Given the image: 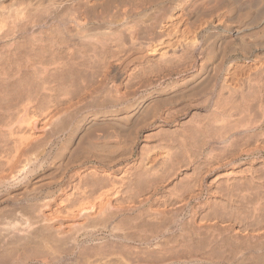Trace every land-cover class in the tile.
I'll list each match as a JSON object with an SVG mask.
<instances>
[{
  "label": "rangeland",
  "instance_id": "1",
  "mask_svg": "<svg viewBox=\"0 0 264 264\" xmlns=\"http://www.w3.org/2000/svg\"><path fill=\"white\" fill-rule=\"evenodd\" d=\"M30 1H31V3L33 2V0H0V11H1V13H0V30H1V32L4 31V33L0 32L1 33L0 36L2 35L1 39L3 37V40L0 39V41H1L0 45H2V46L5 45L4 46L5 48L0 46V70L2 71V73H0V81L2 83H4V87L6 86L4 89H3V87H0L1 88L0 91L4 90V92H1L0 95H2L3 93L5 94V96H3V95L0 96V99H1L0 101L2 102V103L0 102V105L2 104V106L5 107V108L4 107L3 108L5 110H7V111H4L3 108L2 109L0 108V112L1 111L5 112L4 113V117L2 116L3 113L0 114V116H2L0 118L1 120L2 119L3 120L4 119L8 120L7 117H8L9 113L15 114L16 117L12 116L13 114H10L9 116L10 117L11 116L14 117L13 119L16 120L18 118L17 115L19 113L24 112L23 110L18 108L19 105H20V108H21V106H23L22 103H20L19 105L15 106V108L13 106H11V103H10L11 100H13L12 98H14L13 96H15V98L17 96V95H15V93H16L15 91H17L18 88L15 89V87H17V86H15L16 82H14L15 80H13V79H16L19 76V74L17 73V71L19 69V67L17 69V66H19L18 65L19 61L16 62V60H15V63H17V66H15V64L11 65L14 62V61L12 62V60L10 61V59H13V57H12V58L9 59L10 64H9V62L7 64L8 59L5 60V58H8V56H7L8 54H10L9 55V57H10L11 53L7 52V51H9L10 48L6 47V44L8 42H4V40L7 39V37H8V39L10 38L11 40H10V42L8 44H10L13 41H15V42H17L18 40L21 41V39H22V41H24V40L26 41L27 38H25V36L28 37L29 40H33L35 38L34 36H36V35L31 30V27L38 25L37 24L38 19H42L41 21L39 20L40 22L43 21L41 23L42 25L41 24H39V25H41V26L45 25L46 28L49 27L47 30L50 29L54 33H55L57 28H61V26H62V24L59 21H57V20H59V19H57L58 15H59L58 12L62 11V9L59 8L57 10H49V9L39 8L41 10L38 9V11H37L30 5L31 4ZM34 1H36V0H34ZM96 1L93 2L96 5V9L95 10H96V12L99 11L98 13L100 14V12H102V6H101L102 4L98 5V0H96ZM104 1L105 0H99V2H101V3H103ZM211 1L212 0H186L187 7L189 8L188 10H190L189 12H191V14L189 13V20H188L189 21L188 22L189 23V28H190L191 32L192 31L194 32V35H196V31H198V29H196V28L199 27V25H200V23H201V21L203 19L205 21H209L208 22L209 25L207 26V28L201 30L197 34V36L195 38V41H193V44L188 45V46L182 45L180 48H178V50L176 51V53L174 55L169 56L167 59L164 58L165 60L162 59V58L161 59L159 58V56H158L159 53H155L153 55L148 56L146 58V60H143V62L141 61V62H136L135 64H131L129 67L126 68V71H125V72H128L127 73L128 77H127V75H124L121 79L118 80V82L116 81L117 79H116V76H115L114 73H111L110 76L106 77V71L105 70L107 69V66L103 65V67H102V65H101V64H103L102 62L106 63L105 55L102 56V58L104 57V61H102V58H101L102 54L98 55L100 57H98L96 55L98 57V59H97L96 56L94 57V55L91 53V51H89V49H90V48H88L89 46L87 47L85 45V43H83V45H81L82 42L78 38L76 40L74 38L70 39L72 37H69L70 35L67 36V35H65V33H62L63 32L62 29H60L62 31L61 33L59 32L60 30L57 29L59 34H60V35L57 36L58 32L56 31L57 32L56 33L57 37L53 33L54 36H55L54 39H55V41L57 40V43L54 42V46H49L50 50L53 47L54 50L59 52V50L61 48L63 50L65 48L67 49V47L71 46L70 48L76 50V56L79 55L78 52H81V51H77V50H82L85 54L87 53V55H85V54H83V52H81L84 56H86L87 59H84V56H83L84 60H82V57H80V55H79V57H80L79 60L75 56H74L75 59H73L74 57H69L68 56V50L67 51L60 50V53H58L59 55L57 54V52H55V54H54L53 49L51 50L52 54H54L55 57L57 56L59 61L58 60H53V58H52L53 55H52V57L47 55L48 57H46V60H47V62H49L48 61V58H49V59H51L50 60L51 63L56 62L57 66L53 65V66H51V68L56 66V68L58 67L60 69V67L62 66L61 67L62 68L61 71H63V72H60L58 70V68L56 70H58L59 72L56 71V70L55 71L57 72V76H59L58 73H61V74L63 73L62 76L60 74V76H59L60 78L59 77L58 78L62 79L64 82L61 80L59 82L56 81L55 83H50L48 85L47 84L44 85L46 87V89L47 88L49 89V90L47 89L48 91L43 90L42 86H39L40 90L42 89V91L39 90L40 95H43L45 97L44 98V97L41 96L42 97L41 101H42V99H44L46 101L48 100L47 102H45L44 100H43L44 102L40 101L41 107L43 105L42 103L45 104V105H43V106H45V108L49 106L48 103L51 101V99L49 101L48 98H52V100H54V98H56V101H57V97H58V101L60 100L59 102L62 101L61 103H63V104L59 103L58 106L59 105H61V106H59V107L57 106V107L60 109V107L64 106V103H65V107H67L68 103H66V102H71V100H73V99L76 102V99H78L80 97L79 95H82V93L83 94L86 93L87 89H89L90 90L89 92H91V91H93V88H94V91H96V95L98 94L97 95L98 96V100H95V101L89 103V108L87 110H89V111L92 110L91 112H93V111H107V108H108V111H110V110L119 111L120 109H126V108L130 109L132 106H135V104H137L136 101L137 102H144L145 101L146 105H149L151 102H153V104H150L152 106L149 107V108L153 107L154 109L153 108L151 109L152 112L150 110L147 111L146 109H149V108L143 106V107H145V111H144V109L142 111V108H143L142 107L141 110H140L141 112H139L138 115H136L137 117L135 116V118L134 117L131 118L130 120L126 121V123L125 122L115 121L113 119H104L102 117L100 119H96V120H88V119L85 118V116H86L85 113L83 115L79 114V115L76 116L77 118L75 117V119H77V122H80L79 123L80 125L78 124L79 125L78 126L77 123H75L76 120H73V122H72L73 124H72L71 122H69V119H70V118H68L69 114L65 115L63 113V116H62L60 110L57 108V111L59 110V112H60V117H59L60 120H58V121L64 122V123L66 121H67V123L69 122L70 125L68 127L71 128V129L69 128L71 131L69 132V130H68V132L63 133V135L60 134L59 136H57V135L54 136L53 135L54 136L53 139L55 141V144L53 146V153H52V155H48V153L45 155V157H48V159H49L48 160V164H49V162H51V159L53 160L55 158L53 154H56L55 155L56 157L60 156L59 159H60V161L62 163H64L66 160L69 161L72 157H73L72 159H74L76 156H77L76 158L82 157V156L86 157V155H87L86 152L92 150V147H90V145L87 144L88 143L87 139L88 140L92 139V138H89L91 136L95 137V138H93L91 140L93 143L99 144L100 142L104 143V142L114 141V142L121 143L120 144L121 147L117 148L115 150L114 154L112 155V158H114L115 160L110 157L109 161L111 159L113 161L111 160L112 163L111 164L109 163L110 164L109 166L106 165V164L104 165L103 162L101 163V162L97 161L96 159L87 156L88 159L86 157V159L83 160L84 162L82 161V163L80 165H78V167H75L76 169L72 168L70 170L71 174H70V172L67 173L66 178L63 181V183H59L57 185H54L53 187H46L42 191L36 193L37 198L44 199V197L48 193V191L49 192H55L50 199L56 198L57 201H59V199H60V202H62V200H63V202H62V203H64V205L62 204L63 206L58 204L56 199L54 200V203H56L55 204L56 208H59L63 212L64 211L66 212V208L65 207H67V205L68 206L69 205L72 206L74 201H75V203H74L75 205L74 206H75V208H77L76 205H79L80 202H82L80 198H82V200H83L82 203H84V201H86V200L89 201V199H90L89 197L90 196H91V198L93 200L92 196L94 194L91 195V193H89L87 195L88 196V199H87L86 198L87 196H84L85 193L84 192L81 193V191L83 189L80 188V189H82V190H80L79 187H83L84 186L83 184H85V186H86V184H88V186L86 187L87 190L84 188L85 192H89V191L91 192V189H90V188H92L91 186H95L97 182H99L100 184L105 183V184H103V186L101 185L103 189L107 188V187H105L106 183L108 184V182L109 183L112 182L115 185V188H114V185L112 183L108 184V186L109 185H113V188H114L113 190L114 191L113 190H111V191L115 192L114 194H116V192H117V195L115 196L111 192V194H112L111 198H110L111 202H112L111 205H114V206L118 207L119 205L121 206L122 204L125 203L123 206L125 207L124 210L126 212L122 211V209L124 208L123 206H121L122 209H120V208L117 209V207L113 208L111 206L112 207L111 209H113V211H114L113 214H115L114 216H116L118 214L120 217L117 215L116 216L117 219L114 217V220H113V218H112L110 220V222L108 223L109 224L108 227L105 230H103V231L102 230L100 231V229H98V230H95V232L93 234H86V232L82 233L80 235L81 237L78 238V245L80 244L79 246L78 245H73V243L72 244L70 243L71 245L68 244L67 245L68 247H66V244H67L66 243L64 245L66 248L63 246L64 243L61 244L62 242L60 243V241H58V240H56V242H55V240L52 239L54 237L49 238L50 236H47V239L48 238L49 239L46 240V242L47 241L51 242L50 239L53 242V243L51 242L52 244L48 242V244H50V245H47V243L44 242L43 240H41V238H38V237L28 238L23 233L19 234V232H16L15 234L14 233H12V234L9 233L10 235H7L6 233H8V232H6L5 230L4 231L2 230V231H0V237L2 236L0 238V245H1V247H0V255H1V257L4 258L7 255L8 256L11 255L10 257H12L14 255L18 256V257L15 256V257H12V258H9L7 256V258H9L11 260H9L7 258H4L3 260H7L8 264H9V261H12V260H13V262L12 263L10 262V264H14V261H16V259H20V260H17L15 262V264L17 262L19 264H22V263H24V264H41V263L42 264H48V263L49 264H86V262H87V264H88V261H87L88 259L87 260H83V259H86V258H89V257L91 258V256H92V258H91V260H92L93 259V255H95V254L97 255L98 252L101 254V256H106V257L108 256L107 259L110 261L111 264H113L115 261L117 262V263L115 262L116 264L124 263L122 257L123 258L125 257L124 260L128 259V261L132 262L133 264H140L141 261H142L141 264H144V263L156 264V263H159V261L157 260L158 258H159L160 261L163 262V263L160 262L161 264H211L212 262H214L215 264H222V263L223 264H235L236 262H238V258L235 257V256H237V253H236V251H234L235 250L234 248L237 247V245H236L237 241H235L236 242L235 243L236 247L233 244L234 240H235V236L239 235V237H240V235L241 236L244 235L243 233L246 232V231L248 232V230L251 232V228H252V230H254L255 227H257V226L254 227V225H256V223L257 224L259 223V226L263 225V227H264V223L262 224V222H264V96H263L264 95V84H263L264 83V77H263L264 76V68H263L264 67V0H213V1H216V2L218 1V3H219L218 4L219 5V10H221V11L218 10L219 12L218 11L217 12H212L210 10V7L213 6V3H216V2H213V1H212L213 2L212 3ZM26 2H28V3H26ZM193 3L195 5L196 4L197 5L195 6ZM208 4H212V6H209ZM30 6L32 7V9H30ZM27 8H29V9H27ZM8 9H9V11H8ZM25 10H27V11H25ZM14 12L16 14H14ZM34 12H36V13H34ZM44 12L47 15L44 14ZM21 13H23V15L19 16ZM35 15H36V17H35ZM152 15H154V16L152 17ZM209 15H211V16H209ZM217 15L220 16V18L223 21L220 25H217V22H216ZM44 16H46V17H44ZM83 16H85V15H83ZM149 16L152 19L150 21L153 22L154 21L153 20L154 17L156 19L157 18L162 19V17H163V19H164L165 12L160 9V10L154 11L153 14H151ZM19 17H20V19H19ZM209 17H211L212 19H210ZM3 18L6 19V20H4ZM147 18H146V20L148 21L150 18H148V19ZM48 20H50V21H48ZM52 20H54V21H52ZM229 20H231V21H229ZM32 21L33 22L35 21V22L33 23ZM24 22H25V24H24ZM45 22L47 23V25L49 24L50 26H47ZM229 23H230V25H229ZM11 24L12 25L13 24H15V25L17 24L19 26L24 24L23 27L26 25V27H25L26 29L29 26L30 27L28 28V30L22 31L21 33L18 32L17 33L18 35H17V34H15L16 32L13 33V31H14L13 28L14 27H12V29H13V31H12V29H11L12 25ZM30 24L33 25V26H31ZM56 24H57V26L54 27L55 30L53 31L52 27L54 25H56ZM5 25H6V28L4 29ZM240 25H241V27H240ZM9 31H11L12 33L9 32ZM7 32H9L8 35H7ZM118 32H120V31H118ZM117 33L115 35L116 37H118ZM62 34L65 36V37L63 36L64 40L61 39V37H62L61 35ZM3 35L4 36L6 35L7 37L5 36L6 37L5 38ZM29 36L30 37L32 36L31 37L32 39H30ZM54 36H52V38L50 40L51 42L54 41L53 40ZM59 36H60V39L62 41H67L66 38L68 39V41L70 40L71 41L70 43L67 41L68 45L69 44L70 45L68 46V45H63L62 43H60L62 41L59 39ZM115 36L113 37V35H111V36L108 37V38H110L109 39L110 42L120 41L119 38L116 39ZM47 37H48V35H47ZM111 37L114 38L113 41H112ZM117 43H119V42H117ZM117 43H115V44H117ZM55 44H56V46H55ZM61 44H62V46L60 47ZM120 44H121V42H120ZM199 45H201V46H199ZM64 46H66V47H64ZM79 46L80 47L83 46V49H82V47L80 48ZM112 48L114 49V47H111L110 50L113 52L114 55L111 53V51H110V53H109V51H108V53H106L107 54L106 57L108 55L110 56L109 59L107 57L108 61L112 60L111 62L115 63V61H117L121 57H122L121 59L124 58L123 57L124 56L123 52H117L115 49L113 51ZM137 48H139V47H137ZM2 49L5 50L6 52H3ZM85 49L86 50L88 49V50L86 51ZM1 50H2L3 53H5L2 56H1ZM49 51L46 54L50 53ZM65 52H66V54H65ZM114 52L115 53L117 52L118 54L120 53V55L118 56V54L117 53L115 54ZM6 53H8V54H6ZM62 53H64V54H62ZM89 54H90L91 57L93 55V57L96 60L93 58L92 61H91V58L87 57ZM49 55H51V54H49ZM60 55H62V56H60ZM116 55L119 58L115 59V61H114V57L116 58ZM58 56H60V58ZM2 57H4L3 58L4 60H2ZM55 57H54V59H57ZM63 57H66L64 59V61H63V59H61ZM68 57H69V59L71 58L70 59L71 61L67 60ZM99 58H101V59H99ZM72 59L75 60L77 63L75 61L72 62L73 61ZM87 60L91 61V63H89V61H87ZM3 61H5L4 63H6V65L2 64ZM65 61L66 62L68 61L67 62L68 64ZM96 62H98V63H96ZM20 63H21V61H20ZM220 63H221V65H220ZM237 63H245V64H250L252 66H254V65H256V66H255V69H252L253 71L251 70L247 74H245V76H244L245 78L243 77V79L241 80V84L242 85L240 84L238 88H233V87L229 86L228 83L226 82V75L227 76L229 75V72H230L229 70L231 69L230 67H232L233 65H235ZM7 65H10L12 67L15 66L16 69H15V67L13 68L14 70L10 69L11 68L10 66H9V69H8ZM58 65H60V67ZM92 69H94V70H92ZM7 70L8 71L11 70L12 72H10V71L8 72ZM13 71H15V72L13 73ZM7 72H8V75H7ZM86 72H87V74H86ZM70 73H72V74H70ZM1 74H3V75H1ZM89 74H91V75H89ZM12 75H13V78H12ZM69 75H70V77H69ZM73 75H74V77H73ZM100 75H102L104 78H101L102 76H100ZM8 77L10 79H8ZM96 77H98V78H96ZM254 77L255 78L257 77V78L255 79ZM100 78L103 81L106 80L105 84H103L104 82H102L100 80ZM65 80H66V83H65ZM98 80H100L101 83ZM110 80H111L112 85L110 83ZM114 80H115V82H114ZM7 82L9 83V85H8ZM60 82H63V83L61 84ZM77 82H78V84H76ZM224 82H226L227 84L224 83ZM90 83H92V84H90ZM100 84H103V85H100ZM113 84L114 85H119L117 88H119V92L120 93L123 92V91L125 93V91H126V93L125 94L123 93V95L127 96V92H131V93L129 94V97L127 96L128 98H127V101L124 102L125 104L124 103H120V104H117V105H113V104L111 105L110 103H106L105 107H103V105L100 103L102 98L106 99L109 94H113L116 91V90H114V85ZM2 85L0 84V86H2ZM95 85L97 87H95ZM110 85L113 87V91H112L113 93H110L111 90L109 92L107 91L111 87ZM227 85L229 86V91L231 90L230 91L231 93H229ZM253 85H255L256 87L253 86ZM86 87H88V88H86ZM112 87L110 89H112ZM142 87H143V89H142ZM76 88L79 89V90H77ZM99 88H101V91H99L97 93V90H100ZM115 88H116V86H115ZM8 89L11 90L10 92H14V93H12L13 94L12 98H9L10 101H8L9 99H7V96H6V95H10L11 96V93L7 94V92H9ZM102 89H104V90H102ZM5 90H6V93H5ZM76 90H77V92H76ZM73 91H75V92H73ZM106 91L108 93H106ZM235 92L237 93L236 95L234 94ZM61 93H62V95H61ZM115 93H117V92H115ZM59 94H60V96H59ZM65 95L66 96L68 95V96L65 97ZM231 95H232V98H230ZM253 95L254 96L257 95V97H254ZM233 96H235L234 99H233ZM238 96H239L240 100L238 99ZM2 97H4V98H2ZM5 97H6V99H5ZM63 97H64V100H63ZM243 97H245V99ZM259 98H261V100H259ZM67 99H68V101H67ZM69 99H71V100L69 101ZM236 99L239 100V101H236ZM243 99L245 100V101H243L244 104L242 103ZM3 100H5V101H3ZM167 100H168V102H167ZM56 101L54 100L52 102L56 103ZM58 101H57V103H58ZM97 101L99 102V104H98ZM162 102H163V104H162ZM4 103L7 104V105L5 106ZM53 103L50 102L49 104L51 105ZM232 103H235V104L239 103V105L236 104L238 106L237 107L235 104H232ZM247 104H250V105H247ZM154 105H155V107H154ZM157 105H160V106H157ZM246 105L250 109H247L248 107ZM251 105H253V106H251ZM233 106H234V108H233ZM7 107L13 108L14 112L15 111L16 112L14 113L13 110H11L12 112H10V108H9V112H8ZM29 107H30L29 108L30 112H32L31 111L32 107L31 106H29ZM41 107H40V109L35 107V108H37V110L36 109H32L33 113H29L28 112L29 114H31L30 116H37L39 118L37 119L38 123L36 122V124L34 125L33 129L31 127L29 129L26 128L25 126H27V125L24 124L25 125L24 126V128H25L24 132L30 130V131L26 132V134L27 133L29 134V132L33 131L34 133L33 132H31V133H33V135H35V138L38 137V135H39V137H40L39 139L40 140L41 139L43 140L44 136H45L44 140H47L46 138L50 137L51 134L49 133V130L41 129L43 127L42 126L43 125L42 124L43 116L41 118H40V116H41V114L44 111V107H42V108ZM65 107L61 108L62 112L64 111ZM156 107H157V109H156ZM240 107L241 108L244 107L246 111L247 110H249V111L248 112L244 111V108H243V110L242 109L239 110ZM252 107H254V108H252ZM17 108H18V110H20L22 112H18ZM226 108H228V109H226ZM38 109L41 112L40 111L38 112ZM231 109H232V112L234 111L233 112L234 116L232 115V112L230 111ZM237 109H238V112H237ZM226 110H228V111H226ZM153 111H155V112H153ZM6 112H7V115H5ZM228 112H231V113H228ZM239 112H240V114H239ZM24 113H22V114H24ZM249 113L250 114L253 113L252 116ZM25 114H24V116H25ZM236 114H237V116H236ZM153 115H156L155 118L153 117ZM22 116L23 115H21L19 117H22ZM78 116H79V118H78ZM148 116H151L153 118H151V117H150L151 119L147 118ZM159 116L162 119H160ZM12 117H11V119H12ZM145 117H146V119H145ZM80 118L82 119V121H81ZM13 119L11 121L15 122V124L17 125V121L19 119H17L16 121L13 120ZM40 119L42 120V122H40ZM246 119H251L252 121L251 120H246ZM83 120H85V121L83 122ZM146 120H147V122L150 121V120L151 121L148 122V123L146 122V124H145ZM223 120H224V122H222ZM7 122L5 121V122H3L4 124H2L1 121H0V126H1L0 127V129H1L0 132H2V134L5 132L3 136H6V137L8 136L9 138H11L13 135L12 134H8V131H6V129L7 130L10 129V127H7V126H10L9 125L10 122L9 123H7ZM249 122H252V124L250 123L251 126L247 125V124H249ZM18 123H20V122H18ZM22 123H26V122L22 121ZM22 123H20V124H22ZM244 123L246 124V126L244 125ZM220 124H222L223 126L220 125ZM4 125L6 127H4ZM74 125H76V126L74 127ZM238 126L239 127L241 126V127L239 128ZM2 128H4V129H2ZM136 128H139V129L137 130ZM16 130H17V133H18L19 129H16ZM16 130L14 132H16ZM21 130L23 131V129H21ZM21 130H19V131H21ZM100 130H101V132H100ZM136 130H137V132H136ZM46 131L50 135L47 134ZM24 132H21V134L23 133V136H25ZM43 132H46V133H43ZM84 132H85V134H84ZM9 133H11L10 130H9ZM17 133H14V135H16ZM19 133H18V136H20ZM2 134H0V136ZM5 134H7V135H5ZM45 134H47V137H46ZM81 134L83 136L84 135L86 136V137L84 136V138L86 140L80 139L81 137H79V136H82ZM88 134H89V137H88ZM10 135H12V136H10ZM97 135L100 137L99 139H98ZM16 136L15 137L13 136L14 139L16 138ZM83 136H82V138H83ZM6 137H4L6 139L5 141H4V139L2 137L0 138V140L3 139V141L2 140L0 141V144H1V142H2V144H3V142L4 143H8V145H9L10 142H12V143H10V145L13 144L12 140H14V139L12 138V140L10 141V139L9 138L7 139ZM51 137H52V135H51ZM131 138H132V140L135 141L133 146H131L132 145L131 144L132 143ZM136 138H137V141H136ZM116 139H118V140H116ZM42 140H41V142L44 143L45 141L44 140L42 141ZM79 140H80V145L81 146L83 145L82 148L85 149V150L80 149L81 146L79 145V142H78ZM77 142H78V144H77ZM82 142H83V144H82ZM128 143H130V145ZM3 145H6V144H3ZM37 145L40 146V143L39 144L36 143V146ZM77 145H79V146H77ZM86 145H88V146H86ZM127 147L128 148L131 147L130 148L131 150H129ZM59 149H61V150H59ZM62 150H64V152ZM73 150L75 151V153H74ZM82 150L86 153V155L82 154ZM49 151H50V148H48V152ZM57 151L59 152V154H58ZM60 151H62V152H60ZM70 152H72V153H70ZM152 154L153 155L154 154H159V155L162 154V155H164L163 158L165 156L166 157L164 158V160H163V158L159 159L160 161L159 160H158L159 162L157 161L158 165H156L157 162L154 164L155 168L151 167L149 169L147 167L148 168L147 169L144 166V165H146V161H145L146 158L145 157L148 158V156H151ZM50 156H52V157H50ZM140 156L142 157V159H141ZM68 161H66V163H68ZM109 161H106V163L109 162ZM143 162H144V165H143ZM65 166H66V164L64 165V167ZM96 166H97V168H96ZM94 170H96L95 173L97 172L99 174V176H96V175H98L97 173L94 175ZM102 170H103V172H102ZM126 171H127V173L124 174V172H126ZM43 172L44 171H42V173ZM104 172H105V174H102ZM76 173H78V174H76ZM68 174H70V175H68ZM75 174H76V176H75L76 178L74 177L75 179H72V181L70 180L71 181L70 182L68 179H71V175L74 176ZM80 174H82V175H80ZM91 175H92V177H91ZM73 176H72V178H73ZM101 176H103V177H101ZM106 176L108 177V179H107L108 181L107 182L105 180L107 178ZM121 176H122V178H120ZM154 176L156 178H154ZM25 178L26 177L23 176V177L15 180L13 182H11L10 184H7V185H4V186L0 187V194H2V195H0V199L3 198L2 196H5V194H8L12 190H17V193L21 194V192H19V190L20 191L23 190L24 186L28 182L27 181L28 178H26L27 180ZM80 178H83L84 183L81 184V182H83V180L81 179V182L79 183V186H78V181H79ZM117 178H118V180H117ZM110 179L111 180L115 179L114 181H117L116 184L113 181H111ZM124 180H125V183H123ZM89 182L93 183V185H91ZM118 182H119V184L121 182V184H120L121 187L118 185ZM73 183L75 184V186L77 185L76 187L78 188V189L75 188L74 191L72 190L73 187H70V186L74 185ZM98 186H100V185L98 184ZM98 186L96 185L97 188L96 187L95 188L93 187V188L94 189H98ZM123 186H124V188H123ZM111 187H108L107 189H109ZM241 187H243V188H241ZM4 188H5V190H4ZM57 188H58V190H57ZM61 188L62 189L64 188L65 191L61 190ZM66 188H68V189H66ZM99 188H101V187H99ZM117 188H118V191H116ZM88 189H90V190L88 191ZM129 189H130V191H129ZM60 190L63 193H60ZM123 190H125V192ZM122 191H123L124 194L122 193ZM144 191H145V194H144ZM70 192H72L73 195ZM246 192H247V195H246ZM80 193L83 194V195H81ZM24 195L25 194L23 193L21 195L20 199H19L20 195L17 196L18 197V199H17L18 201L14 200V202H13V200H12V201H8L7 203H3V204L0 202V207H1L0 209H2V210H0V218L2 219L0 221L6 220L5 222H7L8 217L10 218V221L11 220L13 221L14 219L16 220L18 218V215L22 216L21 213L26 214V212H27L26 217H27V215H29L28 213L31 214V212L33 211L32 209L34 208L33 206H31V204L37 203V201H35L34 199H31V197H33L35 194H32L31 196H27V198H26V195L25 196ZM122 195H124V197ZM135 195H137V196H135ZM248 195H251V197L248 196ZM67 196H69L68 197V202H67V198H66ZM78 196H80V197L78 198ZM112 196H113V198H112ZM143 196L148 198V200L147 201H143V200H146V198H144ZM240 196H241V198H240ZM61 197H62V199H61ZM116 198H119V199H116ZM122 198L124 199V202H123ZM133 198H134V200L132 201V204H131L130 201ZM118 200H119V202H121V204H119V203L115 204V203H117ZM69 201H71L72 204H70ZM76 201H78L77 203H79V204H76ZM128 202H129V205L132 206V207H129L128 205H126V203L128 204ZM54 203L52 204L53 206H54ZM135 203H136L137 206L135 205ZM139 203L141 205H139ZM228 204H229V206H228ZM244 204H246V205H244ZM6 205H7V208L5 207ZM58 205H60V206L58 207ZM26 206H27V208H26ZM30 206L32 207V209L30 208ZM2 207H5L7 210L5 211V209L2 208ZM68 208L69 207H67V210H68ZM24 209H25L26 212L24 211ZM72 209H74V208H72ZM115 209H117V211ZM127 209H129V210H127ZM147 210H149V211L152 210V211L151 212H149V211L147 212ZM21 211H23V212H21ZM115 211H116V213H115ZM127 211H129V212H127ZM1 212L3 213L2 215H1ZM19 212H21V213H19ZM109 212L111 213L112 211L110 210ZM154 213H156V214L157 213H161V214L164 213V214H162V217H161V215H160V217H161V219H165V220H168V217L170 216L172 218V219H170V217H169V219L171 220V221L169 220L171 222V224L168 221H167L168 223L161 222V221H165V220H161L158 217L159 215L157 216L155 214V216H157L159 218V222L164 223V224H170L171 226L167 225V227H168L167 228L166 225H165V228H164V227H162V226H164V224H162L161 227L157 226V228H156V226H154V225L155 224L160 225V224L157 222L158 218L156 219V218L152 217V216H154V215H152ZM228 213H230V214L228 215ZM139 214H140V216H139L140 218L138 217ZM141 214L145 215V217L143 215L141 216ZM149 215H151V216L149 217ZM163 215H165L167 218L165 216L163 218ZM215 215H216V217H215ZM226 215L227 216H230V215L232 216V217L230 216L228 218V222H227V219H226L227 218ZM256 215H257V217H256ZM3 216H4V218H2ZM126 216L128 217V219H130L133 216H135L133 218H135L136 220L134 221L132 219L130 221V220L127 219V223H126L125 219L122 220V217L126 218ZM206 216H208V217H206ZM26 217H25V215L22 216L23 219L26 218ZM148 217L151 220H149ZM217 217L219 219H216ZM22 218L20 217L18 219H20V221H21ZM102 218H103L102 216H101V218H100V216L95 217L96 222L97 223L101 222L103 220ZM143 218H145L144 221H143ZM152 218H154L153 221H152ZM192 218H193V220L195 219L194 221H196V222L193 221L194 225L192 224L193 222H191ZM201 218H204L205 222L203 221V219L201 220ZM205 218H207L206 220L209 221L210 224H209V222H207L205 220ZM210 218H215V219L211 220ZM223 218H224V220H223ZM18 219L16 221H19ZM23 219H22L21 222L25 221ZM92 219L89 222L91 225H93L95 223V219H93V220ZM119 219L122 220V224L119 221ZM146 219H148V220L146 221ZM185 219H186V221H185ZM190 219H191V221H190ZM225 219H226V221H225ZM232 219H233V221H232ZM262 219H263V221H262ZM140 220L142 222H140ZM154 220H156V223H155ZM217 220H219V221H217ZM239 220L241 221V223H240ZM133 221H134V223H133ZM138 221L140 222V225H136V224H139ZM149 221H152V222L149 223ZM199 221H203V224L200 223V225H199L198 224ZM223 221H225V222H223ZM259 221H261V222H259ZM115 222H117V223H115ZM130 222H132V223H130ZM189 222H191L192 226H191V224H189ZM234 222H236V223H234ZM2 223L0 222V226H1ZM114 223L115 224L120 223L121 225H123V223H124V225L127 224V225L124 226L125 227V232H122L124 230H122L121 232H118V234L122 233L120 236L116 233V231H113V229H111V227H110L112 225L114 226L115 225ZM141 223H143V224L141 225ZM207 223L209 224V226L207 225ZM217 223H219V224H217ZM225 223L227 225H230V226H226ZM230 223H232V225L234 224L233 227L231 226ZM98 224L100 225L101 223H98ZM131 224H133V225H131ZM146 224L148 226L150 225L149 230L152 228V230L154 232V229L156 228V230L159 229V231H161L163 234L160 233L158 230L157 231L155 230L156 234L155 233L154 234L157 237L154 234H153V236H154L153 237L152 234H151L152 231L148 232L149 230H148V227H147ZM204 224H206L205 225L206 227H204ZM187 225H189V226H187ZM198 225H199V227L201 225L203 226V227L202 226L200 227L202 229L199 228L200 230H204L203 232L201 231L202 233L198 229ZM210 225H211V228H210ZM214 225H215V227H214ZM240 225H242V226H240ZM249 225H250L251 228L249 227ZM96 226H98V225H96ZM128 226L130 227V229L128 228ZM145 226H146V228H145ZM225 226L228 227L229 230H225V229H227V228H225ZM247 226L249 227L248 230L245 229ZM189 227H190V230L193 229L191 227H194L195 229L197 228L199 232H197V229H196L195 236H194V234H192V233L194 232L195 229H193V231L191 233V232H189L190 231ZM213 227L217 228V229L219 228L221 230L222 229L225 230V231H223V230L221 231V232H224L223 234L220 232V235L222 234V236H220V235L219 236H214V237H216V239L218 238V242L212 236V234L215 235L217 233V232L215 233V230H217V229H214V231L212 230L213 232L210 231L209 233L212 232L211 234L208 233V231L210 229H212ZM132 228H134V229H132ZM143 228L148 230L147 234L150 233L153 242H152L151 237H150L149 234L147 235L148 236L147 238L151 242H149V240H147L146 238L144 239V237H146V234H145L146 230H144V232H143ZM160 228H161V230H160ZM162 228H164L165 231ZM183 228H185L186 232H185V230L183 231ZM208 228H209V230L206 231V229H208ZM233 228H234V230H232ZM238 228H239V231H238ZM241 228H243V230ZM127 229L130 230V231H128ZM187 229H188V231H187ZM166 230H167V233L165 234ZM135 231H137V232H135ZM141 231L143 232V234H142ZM233 231L234 232L237 231L239 234H237V232H235L237 235L234 233L235 234V236H234V234L232 235ZM240 231H242L243 233H241ZM187 232H189L190 234H188ZM126 233H127V235H126ZM198 233L199 234L201 233L200 236L201 235L202 236L205 235V237H203L204 239L202 237H200ZM207 233L210 236H212L211 237L212 239L214 238L215 242H212V243L210 242L209 243L207 241V240L213 241L210 238V236L206 237ZM227 233L230 236L232 235L231 236L232 239H230L231 237H229V238L227 237ZM2 234L4 235V239H3V235ZM13 234L16 237H13ZM112 234L113 235L115 234V235L113 236ZM123 234L126 235V236H129L130 240H131V238H132V240L131 241L128 240V237L126 238L127 241L124 240L123 237H126V236H123ZM129 234L132 235V236H130ZM137 234L138 235L141 234L142 238H139L140 235L138 236ZM179 234H180V236L182 234V236L180 237L181 241L183 239V234L184 235L188 234L187 236L191 235L189 237L184 236V239H183L184 241H182V243L185 244V246L186 245L189 246V244H188L189 239L191 237L192 238L196 237L197 235L198 236L195 239L197 241H199V242H196L195 240H194L195 241L194 242L193 240H191V243H190L189 247H191L193 245L192 246L193 248L192 247L191 248L187 247L188 249H186L185 246L181 243V241H178L179 238H177V237H178ZM23 235H24V237H23ZM135 235H137L138 237L135 236ZM173 235L175 237H173ZM121 236H123V237H121ZM169 236H170L171 239L169 238ZM10 237H12L13 239L10 238ZM166 237H168V238H166ZM186 237L188 238L187 239L188 242L186 241ZM26 238H28V239L26 240ZM159 238H161L163 241L161 239H159ZM175 238H177V239H175ZM198 238H200V240H198ZM201 238H202V241H201ZM221 238L222 239L225 238L223 240H227V241L229 239L228 242L232 241V243H230L231 245L228 246V244H227L228 242L227 243L224 242ZM167 239H168L169 245H167L166 248H170L171 247L170 249H166L165 248V246H166L165 243H163V244H165V246L162 245V247L161 248L159 247V248L161 250L164 248V249H166V251L165 250L159 251L160 249L157 250L156 249L157 247L155 248V246H157V245H154V244H157L158 242H159V244H161L162 242H164ZM114 240H115V242H114ZM141 240H143V241H141ZM159 240H161V241H159ZM176 240L179 242L178 246L179 245H181V246L183 245L182 248L184 250L182 249V251L186 252V250H187V252L185 254H183V252L180 250L181 247H178L177 245H175V243H177ZM236 240H237V237H236ZM31 241H32V243H31ZM200 241L202 243H200ZM220 241L221 242L223 241V242L221 243ZM5 242H6V245H8V242H9V245L6 246ZM20 242H22V243H20ZM81 242L84 243V244H82ZM33 243L36 244V245H34ZM42 243H43V246H41ZM225 243L227 244L226 245L227 248H224V247H226V246H224ZM120 244L121 245L124 244V247L121 246L122 249L124 248L123 250H121V248L119 246ZM210 244L214 246L213 248H215L217 246L216 250L214 252L212 251L213 253L209 252L211 250H214ZM32 245H34V246H32ZM44 245H45V247H44ZM171 245L174 246L173 247L174 249H176L175 246L177 248H179V250H175V251H177L176 254H177L178 257L175 256L176 255L175 251L173 253ZM199 245H201V246L203 245V247H201ZM208 245L211 246V247H209ZM52 246H54V247L52 248ZM73 246H74V248H73ZM89 246L90 247L92 246L91 247L92 250H91V248H89ZM101 246L102 247L104 246L105 248L103 247L104 249H102ZM125 246H127L131 250L128 252V249L125 248ZM141 246H142V248H141ZM153 246H154L155 249L153 248ZM37 247H41V248H39L40 251H39V249L36 250ZM83 247H85V249H81ZM229 247H232V248L234 247L233 248L234 250L232 248H229ZM45 248L48 249L49 252ZM54 248H55V251H54ZM59 248H61V250ZM140 248L142 250L144 248H146V249L151 251V252L149 251L150 253L148 252V254H151V253L152 254L151 255H147V251L148 250L145 251L146 249H144V251L146 252L145 253L146 255L143 253L144 251L142 252V250L140 251V252H142L140 254V252L138 251V250H140ZM198 248L201 249L200 252H199ZM209 248H212V249L209 250ZM221 248L223 249L222 250L223 253H221ZM62 249L65 250V251H63ZM72 249L74 250V252L70 253L71 251H73ZM80 249L82 250V252L84 250V252H83L84 254H85V250L88 249L86 254L89 253L88 251H91V256H90V254L88 256L85 254L86 256H84V258L81 257L80 255H84V254L81 252ZM194 249L196 250V252H195ZM226 249H227V251H228V249L230 251L232 249L235 252V253L232 252V254H231V252L229 251L230 252V257H232L233 254H234L233 257L236 258V259H234L232 257L233 258L232 262H230L231 260L228 257L225 258L226 256L229 255V253L226 251ZM16 250H19V252L16 251ZM50 250H52V252ZM56 250L57 251L59 250L60 253H59V251L57 252ZM132 250L134 251V253H133ZM168 250H171V251H168ZM189 250H191V252H188ZM31 251H33L35 253V255ZM77 251H79V252H77ZM108 251L110 253H108ZM111 251H112V253L114 252V256L112 255ZM117 251H119V255L120 256L123 254L122 251H125V253H124L125 255L124 256L122 255L121 258H119L120 256H118V253H116V255H115V252H117ZM126 251H127V253H126ZM158 251L160 253L163 252V255L166 256V257L164 256L165 258H163V260H161V258L163 257L162 254H161L162 257L160 255H159V257L156 256L159 253ZM180 251H181L182 254L179 255L178 252H180ZM201 251H202V253H201ZM247 251H246V253H247V255H249L248 258L254 259V260L248 259V260H250L249 263L252 261V263H254V264H259L260 260H261V262H263L262 258H264V256H263L264 255V249L262 250L263 252L260 251V252H255V253L252 252L251 250H249L248 252ZM9 252L10 253L12 252V253L9 254ZM92 252H94L95 254L92 253ZM156 252H157V254H156ZM168 252H169V254H167ZM170 252L172 254H170ZM224 252H225V255H224L225 257H222L221 254H224ZM1 253H4V254H1ZM43 253L44 254L46 253V254L44 255ZM49 253H51V255ZM207 253H209V254H207ZM250 253H251V255H250ZM30 254H31V256H30ZM52 254L55 255V256H53ZM218 254L220 255V257H219ZM259 254L262 255V258H261V256ZM78 255H79V257H78ZM136 255L137 256L139 255V258H137ZM168 255H170L171 257L168 256ZM172 255L175 256V257H173ZM183 255H185V256L187 255L188 258L185 257V260H184V258L181 257L183 259L182 260L179 256H183ZM195 255H197V256H195ZM254 255H257L258 257L254 256ZM26 256H27V258H26ZM35 256H37V257H35ZM115 256L117 257V259H115L116 258ZM167 256L170 257V258H173V259H175V258H178V259H175V260L170 259V261H168V257ZM204 256H208L206 260H205L206 257H204ZM1 257H0V260H2ZM77 257L79 259H77ZM129 257L132 258V259H130ZM203 257H204V259H203ZM213 257L216 258V260L215 259L212 260L211 258H213ZM44 258H45V260L46 259L47 260L45 261ZM52 258H53V260H52ZM208 258H210L211 260L208 259ZM219 258H220V260H219ZM21 259H22V261H21ZM48 259H49L50 262L48 261ZM111 259H112L113 262H111ZM224 259H226V260L228 259V260L225 261ZM23 260H25L26 262L23 261ZM148 260H150V261H148ZM164 260H167V262L164 261ZM255 260L256 261L259 260L258 263ZM153 261H155L156 263H154ZM228 261H229V263H228ZM78 262H80V263H78ZM118 262H121V263H118ZM110 263H108V264H110Z\"/></svg>",
  "mask_w": 264,
  "mask_h": 264
},
{
  "label": "bare ground",
  "instance_id": "2",
  "mask_svg": "<svg viewBox=\"0 0 264 264\" xmlns=\"http://www.w3.org/2000/svg\"><path fill=\"white\" fill-rule=\"evenodd\" d=\"M94 1H96V0H36V1H34L33 0V2L31 3V1H30V5L35 9V10H37L38 11V9L39 8H44V9H49V10H57V9H62V11H60V12H58V17H57V19H59V20H57V21H59L61 24H62V26H61V28H57V29H62L63 30V32L60 30L59 32L61 33H65V35H67V36H69V37H72V38H70V39H79L81 42H82V44L81 45H83V43H85V45L88 47V48H90L89 49V51H91V53L94 55V57L97 55H101V58H102V56L103 55H105V58H106V63H104V62H102L103 64H101L102 65V67H103V65H105V66H107V69L105 70L106 71V77H108V76H110L111 75V73H114L115 74V76H116V81L118 82V80L119 79H121L124 75H127V77H128V72H125L126 71V68L127 67H129L131 64H135L136 62H143V60H146V58L148 57V56H150V55H153V54H155V53H159L158 54V56H159V58L161 59H167L169 56H171V55H174L175 53H176V51L178 50V48H180L182 45H185V46H188V45H191V44H193V41H195V38H196V36H197V34L201 31V30H203V29H205V28H207V26L209 25V21H205L204 19L201 21V23H200V25H199V27L198 28H196V29H198V31H196V35H194V32L192 33L191 32V30H190V28H189V13L191 14V12H189L190 10H188L189 8L187 7V2H186V0H105L103 3H101V2H99V0H98V5H100V4H102L101 6H102V12H100V14L98 13L99 11H97L96 12V5L93 3ZM213 1V0H212ZM211 1V2H212ZM97 2V1H96ZM210 2V3H211ZM213 2H216V1H213ZM212 2V3H213ZM26 3H28V2H26ZM217 3V4H216ZM216 3H213V6H212V4H208L209 6H212V7H210V10L212 11V12H217L218 10H219V3H218V1L216 2ZM224 3V2H223ZM194 4V3H193ZM195 5V4H194ZM197 5V4H196ZM195 5V6H196ZM30 6V9H32V7ZM191 6V5H190ZM194 7V6H193ZM27 9H29V8H27ZM163 10L164 12H165V16H164V19H163V17H162V19H159V18H155L154 17V21L153 22H151L150 20H152L151 19V17L149 16V15H151V14H153V12L154 11H157V10ZM191 9V8H190ZM194 9V8H193ZM39 10H41V9H39ZM48 10V11H49ZM195 10V9H194ZM209 10V9H208ZM258 10V9H257ZM8 11H9V9H8ZM25 11H27V10H25ZM29 11V10H28ZM32 11V10H31ZM59 11V10H58ZM192 11V10H191ZM219 11H221V10H219ZM218 11V12H219ZM16 12V11H15ZM14 12V14H16ZM159 12V11H158ZM232 12V11H231ZM234 12V11H233ZM0 13H1V11H0ZM25 13V12H24ZM29 13V12H28ZM34 13H36V12H34ZM61 13V14H60ZM67 13V14H66ZM211 13V12H210ZM209 13V14H210ZM13 14V13H12ZM44 14H46L45 12H44ZM52 14V13H51ZM98 14V15H97ZM162 14V13H161ZM212 14V13H211ZM214 14V13H213ZM21 15H23V13H21L19 16H21ZM25 15V14H24ZM47 15V14H46ZM83 15H85V16H83ZM4 16V15H3ZM2 16V17H3ZM14 16V15H13ZM154 15H152V17H153ZM209 16H211V15H209ZM5 17V16H4ZM18 17V16H17ZM35 17H36V15H35ZM44 17H46V16H44ZM150 18L148 21L146 20V18ZM6 18V17H5ZM14 18V17H13ZM147 18V19H148ZM210 19H212L211 17H209ZM4 19V18H3ZM19 19H20V17H19ZM224 19V18H223ZM4 20H6V19H4ZM42 20V19H38V21H37V24L39 25V24H41L42 22H40V21ZM28 21V20H27ZM45 21V20H44ZM48 21H50V20H48ZM52 21H54V20H52ZM56 21V22H57ZM229 21H231V20H229ZM251 21V20H250ZM33 22V21H32ZM31 22V23H32ZM35 22V21H34ZM33 22V23H34ZM40 22V23H39ZM216 22H217V25H220L223 21H222V19L220 18V16H218L217 15V19H216ZM3 23V22H2ZM8 23V22H7ZM16 23V22H15ZM23 23V22H22ZM21 23V24H22ZM27 23V22H26ZM32 23V24H33ZM46 23V22H45ZM20 24V23H19ZM24 24H25V22H24ZM23 24V25H24ZM44 24V23H43ZM53 24V23H52ZM3 25V24H2ZM1 25V26H2ZM12 25V24H11ZM23 25H15V24H13L12 26H11V29H12V27H14L13 29H14V31H13V29H12V31H13V33H15V34H17L18 32L19 33H21L22 31H25V30H28V28L30 27H28L27 29L25 28L26 27V25L23 27ZM29 25V24H28ZM27 25V26H28ZM31 25V24H30ZM34 25V24H33ZM33 25H31V26H33ZM36 25V24H35ZM36 25V26H33V27H31V30L33 31V33L36 35V36H34L35 38L33 39V40H29L28 39V37H26L25 36V38H27V40L25 41H22V39H21V41H17V42H15V41H13V42H11L10 44H8L9 42H10V38L8 39V37H7V39H5L4 40V42H8L7 44H6V47H8V48H10L9 49V51H7V52H10L11 53V56L9 57V55L10 54H8V53H6V54H8L7 56H8V58H5V60H7L8 59V61H7V64H8V62H9V59L10 58H12L13 57V59H10V61L12 60V62H13V64H11V65H14L15 64V66H17V63H15V60H16V62H18L19 61V66H17V69H18V67H19V69H18V71H17V73L19 74V76L16 78V79H13V80H15L14 82H16V84H15V86H17V87H15V89L16 88H18V90L17 91H15L16 93H15V95H17L16 96V98H15V96H13L14 98H12V93H14V92H10L11 90H9L8 89V91L9 92H7V94L8 93H11V96L10 95H6L7 96V99H9V98H12L13 100H11V106H13L14 108H15V106H17V105H19L20 103H22V105L23 106H21V108H20V105H19V109H21V110H23L24 112H22V111H20V110H18V108H17V111L18 112H22V113H24L25 114V116H24V114H22V113H19L18 115L19 116H21V115H23L22 117H19L18 115H17V119H19L18 121H17V125L15 124V122H13V121H11L14 117H16V115L15 114H13V113H9L8 114V120H5L7 123H9L10 121V123H9V125L10 126H7V127H10V132L11 133H9V130H7L6 129V131H8V134H12L14 137L16 136V138L14 139V137L12 136V135H10V136H12L11 138H9L8 136L6 137V136H3L4 135V133L2 134V132H0V134H2L1 136H0V138L2 137L3 139H4V141L6 140L4 137H6L7 139L9 138L10 139V141L12 140V138L14 139V140H12L13 141V144H11L10 145V143H12V142H10L9 143V145H8V143H4L3 142V144H6V145H3L2 144V142H1V144H0V187H2V186H4V185H7V184H10L11 182H13V181H15V180H17V179H19V178H21V177H26V178H28V182H27V184L24 186V188H23V190H19V192H21V194H18L17 193V190H12L11 192H9L8 194H5V196H2L3 198H1L0 199V202L3 204V203H7L8 201H12L13 200V202H14V200H17L18 199V197L17 196H19L20 195V197H19V199L21 198V195L24 193L25 195H26V198H27V196H31L32 194H35L33 197H31V199H34L35 201H37V203H34V204H31V206H33L34 208L32 209V207L30 206V208L33 210H31L32 212H31V214L30 213H28L29 215H27V217H26V214H27V212L25 211V209H24V211L26 212V214H24V213H21V212H23V211H21V212H19V213H21L22 214V216H24L25 215V217L26 218H22V216L20 215H18V218H22L23 220H25L24 222H21L22 221V219H21V221H20V219H18L19 221H16L14 218V220L12 221H10V218L8 217V220H7V222H5L6 220H3V221H0L2 224H1V226H0V231H6V232H8V233H6L7 235H10L9 233H16V232H19V234L20 233H23L24 235H26L28 238H31V237H38V238H41V240H43L44 242H46V240H48L49 238H51V237H54V238H52V239H54L55 240V242H56V240H58V241H60V243L61 244H63V246L66 244V247H68L67 245L68 244H72L73 243V245H78V238L79 237H81L80 235L82 234V233H84V232H86V234H93L94 232H95V230H98V229H100V231L102 230H105L107 227H108V223L110 222V220L113 218V220H114V217L117 219V215L116 216H114L115 214H113L114 213V211H113V209H111L112 207L113 208H115V207H117V206H114V205H111V192L114 194L115 192H113L114 190V188H115V185L112 183V182H110V183H112L113 185H114V188H113V185H109L108 186V184H110L109 182H108V184L106 183V186L105 187H111V188H109V189H103L102 188V186H103V184H105V183H103V184H100L99 182H97L96 183V185L98 186V184L100 185V186H98V189H94L95 187H96V185L95 186H91V185H93V183H91V182H89L91 185V187L93 188H90L91 189V192L89 191L90 189H88V191L89 192H85V190H84V188L86 189V187L88 186V184H86V186H85V184H83L84 183V180H83V178H80L79 179V181H78V186H79V183L81 182V179L83 180V182H81V184H83L84 186L83 187H79V189L80 188H82V189H80V190H82L81 191V193L82 192H84L85 193V195L84 196H87L89 193H91V195H93L92 197H93V200H92V198H91V196L89 197L90 199H89V201L88 200H86V201H84V203H82L83 202V200H82V198H80L81 199V201L82 202H80V204L79 203H77L78 201H76V204H79V205H76V207L77 208H75V201H74V203H73V207L71 206V205H67V207H69L68 208V210H67V207H65L66 208V212L64 211H62V210H60L59 208H56V206H55V204L56 203H54V200L56 199V198H54V199H50L51 197H52V195L55 193V192H49L48 191V193L45 195V197H44V199H41V198H37V196H36V193H38V192H40V191H42L43 189H45L46 187H53L54 185H57V184H59V183H63V181L65 180V178H66V175H67V173L68 172H70V170L72 169V168H75V167H78V165H80L81 163H82V161L84 160V159H86V157L88 156V157H92V158H94V159H96L97 161H99V162H103L104 163V165L106 164V165H110L111 163H112V159H114V158H112V155L114 154V152H115V150L117 149V148H119V147H121V143H118V142H114V141H109V142H104V143H99V144H97V143H93L91 140L93 139V138H95V137H89V134H88V137L89 138H92V139H87V141H88V143L87 144H89L90 145V147H92V150H90V151H88V152H86L87 153V155H86V153L83 151V150H85V149H83L82 148V146L80 145V140L78 141L79 142V145L81 146V148L80 149H83L82 150V154H85L86 155V157L85 156H82V157H78V158H74V159H70L69 161L68 160H66V161H68V163H66V161L64 162L62 159V161L66 164V166L64 167V163H62L61 161H60V156H58V157H56L55 155L56 154H53L54 155V159L52 160L51 159V162H49V164H48V157H45V155L48 153V155H52V153H53V146H54V144H55V141H54V139H53V137L55 136V135H57V136H59L60 134H62L63 135V133H66V132H68V130H69V132L71 131L70 129V127H68L70 124H69V122H73V120H76L75 121V123H77V125L80 123V122H77V119H75V117L77 116V115H79V114H84L85 113V118L86 119H88V120H96V119H100L101 117L102 118H104V119H113V120H115V121H119V122H125L126 123V121H128V120H130L131 118H135V116L136 115H138V113L139 112H141L140 110H141V108L143 107V106H145V107H151L152 105H150V104H153V102H151L149 105H146V103H145V101L144 102H137L136 101V103L137 104H135V106H132L130 109H128V108H126V109H120L119 111H113V110H110V111H108V108H107V111H93V112H91V111H89V110H87L88 108H89V103H91V102H93V101H95V100H98V94L96 95V91H94V88H93V91H91V92H89L90 90L89 89H87V91H86V93H82V95H79L80 97L78 98V99H76V102L74 101V99L73 100H71V99H69V101L71 100V102H66V103H68L67 104V107H65V103H64V106H62V107H65L64 108V111L66 112H62L61 110V108L62 107H60V109L58 108L59 106H61V105H59L58 106V104L59 103H61V102H59L58 101V97H57V101H58V103H57V101H56V98H54V100L56 101V103H53L52 101H54V100H52V98H48L49 99V101H50V99H51V103H53V104H49L48 103V107H46L45 108V106H43V105H45L44 103H42L43 105H42V107H44V111H43V113L41 114V116H40V118L43 116V122H42V120L40 119V122H42V128L41 129H46V130H49V133L52 135V137H51V135L47 132V134H49L50 135V137H48V138H46L47 140H44L45 139V136H44V143L43 142H41V140L39 139L40 137H39V135H38V137H36L35 138V135H33V131H31V132H33V133H31V132H29V134L27 133L26 134V132H28V131H30V130H28L30 127L33 129L34 128V125L36 124V122H37V119L39 118V117H37V116H30L31 114H29V113H33V110L32 109H36L37 110V108H39L40 109V107H41V104H40V101H41V98L42 97H44L43 95H40V93H39V90H40V88H39V86H42V89L43 90H45V91H48L47 89H46V87L44 86V85H48V84H50V83H55L56 81H61L62 79H59L60 77V74L61 73H58V75L59 76H57V72L56 71H60V72H63V71H61V67H60V65H58L59 67H60V69L58 68V70H56L57 68H56V62H53V63H51V59H49L48 58V61L49 62H47V60H46V57H48V56H51L52 57V55H53V60H58L59 61V59L57 58V56L55 57V52H57V54L58 53H60V50H62V48L59 50V52L58 51H56V50H54L53 49V47H52V49H53V51H54V54H52V52H51V50L49 49V46H54V42L55 43H57V40L55 41V36H56V33L58 32V30L56 29V31H55V33L54 32H52V30H47L49 27H45V25L44 26H41V25ZM46 25H47V23H46ZM229 25H230V23H229ZM47 26H50L49 24L47 25ZM52 26V25H51ZM57 26V24L56 25H54L52 28H53V31L55 30V28L54 27H56ZM59 26V25H58ZM10 27V26H9ZM21 27V28H20ZM240 27H241V25H240ZM245 27V26H244ZM6 28V25H5V27H4V29ZM8 28V27H7ZM51 28V27H50ZM239 28V27H238ZM10 29V30H11ZM194 30V29H193ZM3 31V30H2ZM118 31H120V32H118ZM240 31V30H239ZM0 32H1V30H0ZM9 32H11V31H9ZM9 32H7V35H8V33ZM59 32H58V34H57V36L58 35H60L59 34ZM118 32V33H117ZM251 32V31H250ZM1 33H4V31L3 32H1ZM0 33V34H1ZM12 33V32H11ZM24 33V32H23ZM22 33V34H23ZM32 33V32H31ZM52 33V34H51ZM55 34V36H54V34ZM116 33L118 34V37H116L115 35H116ZM120 33V34H119ZM30 34V33H29ZM18 35V34H17ZM24 35V34H23ZM43 35V36H42ZM45 35V36H44ZM47 35H48V37H47ZM50 35V36H49ZM111 35H113V37L115 36V38L116 39H118L119 38V40L120 41H117V42H119V43H117V42H110V38H108L109 36H111ZM2 36V35H1ZM1 36H0V39H1ZM11 36V35H10ZM52 36H54L53 37V42H51L50 40H51V38H52ZM56 36V37H57ZM62 37L64 36L63 34L61 35ZM66 36V37H67ZM13 37V36H12ZM30 37V36H29ZM32 37V36H31ZM30 37V39H32ZM61 37V39L62 40H64V37L62 38ZM23 38V37H22ZM112 38V37H111ZM59 39H60V36H59ZM60 39V40H61ZM1 40H3V37H2V39ZM61 40V41H62ZM66 40L68 41V39L66 38ZM114 40V38H112V41ZM50 41V42H49ZM67 41H62V42H60V43H62L63 45H68V42L70 43L71 41L69 40L68 42ZM73 41V40H72ZM79 41V42H80ZM1 42V41H0ZM120 42H121V44H120ZM59 43V42H58ZM115 43H117V44H115ZM1 44V43H0ZM62 44L60 45V47L62 46ZM119 44V45H118ZM58 45V44H57ZM70 45V44H69ZM68 45V46H69ZM1 47H4L5 45H0ZM55 46H56V44H55ZM199 46H201V45H199ZM203 46V45H202ZM64 47H66V46H64ZM71 47V46H70ZM70 47H67V49L65 48V49H63V50H65V51H67L68 50V56L69 57H76L78 60H79V58L80 57H82V60H84V59H87L86 58V56H84L83 54H85L82 50H77V51H81V52H83V54L81 53V52H78L79 53V55H80V57H79V55H77L76 56V50L75 49H72V48H70ZM80 47V46H79ZM82 47V49H83V46H81ZM80 47V48H81ZM111 47H114V49L117 51V52H123L124 53V58L123 59H118L117 61H115V59H117V58H119V57H117V55H116V58L114 57V61H115V63H113V62H111V61H108V59H109V55L107 56L108 57V59H107V57H106V53H108V51H109V53H110V48ZM137 47H139V48H137ZM5 48V47H4ZM75 48V47H74ZM197 48V47H196ZM250 48V47H249ZM50 51H49V50ZM58 49V48H57ZM114 49L112 48V50L114 51ZM3 50V49H2ZM2 50H1V56L2 55H4L5 53H3V52H6L5 50H3V52H2ZM62 50V51H63ZM86 50V49H85ZM88 50V49H87ZM86 50V51H87ZM50 52V53H48V54H46L47 52ZM88 51V52H89ZM116 52V53H117ZM189 52V51H188ZM77 53V54H78ZM90 53V52H89ZM90 53V54H91ZM111 53L113 54V52L111 51ZM115 53V52H114ZM115 53V54H116ZM180 53V52H179ZM49 54H51V55H49ZM56 54V55H57ZM62 54H64V53H62ZM65 54H66V52H65ZM82 54V55H81ZM90 54L87 56V57H90L91 58V61H92V59L94 58L93 57V55H92V57L90 56ZM118 54V53H117ZM122 54V53H121ZM251 54V53H250ZM48 55V56H47ZM59 55V54H58ZM85 55H87V53L85 54ZM111 55V54H110ZM114 55V54H113ZM120 55V53L118 54V56ZM60 56H62V55H60ZM60 56H58L59 58H60ZM83 56H84V59H83ZM96 56V58L98 59V57H100V56H98L97 57ZM257 56V55H256ZM5 57V56H4ZM4 57H2V60H4L3 58ZM50 57V58H51ZM54 57L55 58H57V59H54ZM67 57V56H66ZM66 57H63V58H61V59H63V61H64V59L66 58ZM69 57L67 58V60H70L69 59ZM75 57L73 58V59H75ZM154 57V56H153ZM152 57V58H153ZM89 58V59H90ZM101 58H99V59H101ZM208 58V57H207ZM206 58V59H207ZM72 59V60H73ZM76 59V60H77ZM95 59V58H94ZM151 59V58H150ZM157 59V58H156ZM164 59V60H165ZM177 59V58H176ZM184 59V58H183ZM96 60V59H95ZM20 61H21V63H20ZM62 61V62H63ZM71 61V60H70ZM69 61V62H70ZM75 60H73L72 62H74ZM87 61H89V60H87ZM91 61H89V63H91ZM102 61H104V57L102 58ZM108 61V62H107ZM119 61V62H118ZM159 61V60H158ZM181 61V60H180ZM221 61V60H220ZM5 61H3V63L2 64H5L6 65V63H4ZM61 62V61H60ZM59 62V63H60ZM66 62V61H65ZM68 62V61H67ZM66 62V63H67ZM76 62V61H75ZM80 62V61H79ZM94 62V61H93ZM117 62V63H116ZM146 62V61H145ZM77 63V62H76ZM81 63V62H80ZM83 63V62H82ZM85 63V62H84ZM88 63V62H87ZM96 63H98V62H96ZM101 63V62H100ZM99 63V64H100ZM202 63V62H201ZM9 64H10V62H9ZM68 64V63H67ZM219 64V63H218ZM53 65H56V66H54V67H52L51 68V66H53ZM65 65V64H64ZM81 65V64H80ZM88 65V64H87ZM171 65V64H170ZM220 65H221V63H220ZM8 66V69H9V66L10 65H7ZM15 66H10L11 68L10 69H13ZM82 66V65H81ZM85 66V65H84ZM104 66V67H105ZM255 66L256 65H254V66H252V65H250V64H245V63H237V64H235V65H233L232 67H230L231 69L229 70L230 72H229V75L227 76L226 75V82L228 83V85L229 86H231V87H233V88H238L239 87V85L241 84V80L243 79V77L245 76V74H247L249 71H251L252 69H255ZM41 67V68H40ZM219 67V66H218ZM217 67V68H218ZM40 68V69H39ZM106 68V67H105ZM214 68V67H213ZM264 68V67H263ZM15 69H16V67H15ZM70 69V68H69ZM85 69V68H84ZM87 69V68H86ZM91 69V68H90ZM184 69V68H183ZM224 69V68H223ZM14 70V69H13ZM56 70V71H55ZM72 70V69H71ZM77 70V69H76ZM83 70V69H82ZM89 70V69H88ZM92 70H94V69H92ZM185 70V69H184ZM216 70V69H215ZM219 70V69H218ZM8 71V70H7ZM10 72H12L11 70H9ZM8 71V72H9ZM16 71V70H15ZM15 71H13V73L15 72ZM55 71V72H54ZM58 71V72H59ZM148 71V70H147ZM183 71V70H182ZM253 71V70H252ZM262 71V70H261ZM8 72H7V75H8ZM81 72V71H80ZM88 72V71H87ZM87 72H86V74H87ZM91 72V71H90ZM130 72V71H129ZM221 72V71H220ZM0 73H2V71L0 70ZM67 73V72H66ZM95 73V72H94ZM93 73V74H94ZM155 73V72H154ZM162 73V72H161ZM214 73V72H213ZM258 73V72H257ZM63 74V73H62ZM62 74H61V76H62ZM69 74V73H68ZM70 74H72V73H70ZM82 74V73H81ZM216 74V73H215ZM261 74V73H260ZM1 75H3V74H1ZM10 75V74H9ZM17 75V74H16ZM15 75V76H16ZM85 75V74H84ZM89 75H91V74H89ZM132 75V74H131ZM130 75V76H131ZM263 75V74H262ZM11 76V75H10ZM88 76V75H87ZM100 76H102V75H100ZM99 76V77H100ZM59 77V78H58ZM68 77V76H67ZM69 77H70V75H69ZM73 77H74V75H73ZM114 77V76H113ZM206 77V76H205ZM264 77V76H263ZM7 78V77H6ZM12 78H13V75H12ZM81 78V77H80ZM96 78H98V77H96ZM101 78H104L103 76L101 77ZM101 78H100V80H101ZM148 78V77H147ZM245 78V77H244ZM255 78V77H254ZM257 78V77H256ZM255 78V79H256ZM8 79H10L9 77H8ZM57 79V80H56ZM59 79V80H58ZM83 79V78H82ZM114 79V78H113ZM143 79V78H142ZM247 79V78H246ZM254 79V80H255ZM72 80V79H71ZM75 80V79H74ZM100 80H98L99 82H100ZM112 80V79H111ZM111 80H110V83H111ZM136 80V79H135ZM63 81V80H62ZM88 81V80H87ZM102 82H104L103 84H105V81H103V80H101ZM144 81V80H143ZM261 81V80H260ZM1 82V81H0ZM5 82V81H4ZM64 82V81H63ZM63 82H60L61 84L63 83ZM82 82V81H81ZM90 82V81H89ZM97 82V81H96ZM113 82V81H112ZM114 82H115V80H114ZM116 82V83H117ZM226 82H224V83H226ZM244 82V81H243ZM242 82V83H243ZM247 82V81H246ZM8 83V82H7ZM11 83V82H10ZM65 83H66V80H65ZM84 83V82H83ZM101 83V82H100ZM109 83V84H110ZM226 83V84H227ZM2 86H0V87H3V89L6 87H4V83H0ZM12 84V83H11ZM59 84V83H58ZM69 84V83H68ZM76 84H78V82L76 83ZM90 84H92V83H90ZM103 84H100V85H103ZM118 84V83H117ZM250 84V83H249ZM264 84V83H263ZM6 85V84H5ZM8 85H9V83H8ZM73 85V84H72ZM86 85V84H85ZM111 85H112V83H111ZM110 85V86H111ZM114 85V84H113ZM145 85V84H144ZM227 85V86H228ZM242 85V84H241ZM81 86V85H80ZM84 86V85H83ZM92 86V85H91ZM115 86H116V88H115ZM119 85H114V90H116L115 92H117V93H113L112 91H113V87H112V89H110L109 88V90H107L108 92L110 91V93H113V94H109L108 96H107V98L105 99V98H102V100H101V104L103 105V107H105V104L106 103H110L111 105L113 104V105H117V104H120V103H124L125 101H127V98L129 97V94L131 93V92H127V96L126 95H123V93H124V91L123 92H119V88H117ZM229 86H228V91H229ZM252 86V85H251ZM253 86H255V85H253ZM62 87V86H61ZM65 87V86H64ZM76 87V86H75ZM94 87V86H93ZM95 87H97L96 85H95ZM104 87V86H103ZM202 87V86H201ZM244 87V86H243ZM256 87V86H255ZM261 87V86H260ZM86 88H88V87H86ZM90 88V87H89ZM102 88V87H101ZM101 88H99L100 90H97V93L99 92V91H101ZM108 88V87H107ZM129 88V87H128ZM245 88V87H244ZM250 88V87H249ZM1 89V88H0ZM2 89V90H3ZM42 89L40 90V91H42ZM77 89V88H76ZM142 89H143V87H142ZM224 89V88H223ZM252 89V88H251ZM255 89V88H254ZM261 89V88H260ZM72 90V89H71ZM74 90V89H73ZM77 90H79V89H77ZM77 90H76V92H77ZM102 90H104V89H102ZM125 90V89H124ZM57 91V90H56ZM68 91V90H67ZM81 91V90H80ZM106 91V93H108ZM231 91V90H230ZM229 91V93H231ZM240 91V90H239ZM1 92H4V90L3 91H0V94H1ZM73 92H75V91H73ZM120 94H119V93ZM135 92V91H134ZM254 92V91H253ZM262 92V91H261ZM5 93H6V90H5ZM57 93V92H56ZM125 93H126V91H125ZM124 93V94H125ZM255 93V92H254ZM77 94V93H76ZM104 94V93H103ZM235 95L237 94L236 92L234 93ZM250 94V93H249ZM259 94V93H258ZM3 96H5V94L3 93L2 94ZM2 95H0V96H2ZM61 95H62V93H61ZM75 95V94H74ZM78 95V94H77ZM132 95V94H131ZM229 95V94H228ZM233 95V94H232ZM232 95L230 96V98H232ZM10 96V97H9ZM42 96V97H41ZM47 96V95H46ZM53 96V95H52ZM56 96V95H55ZM59 96H60V94H59ZM68 96V95H67ZM66 95H65V97H67ZM104 96V95H103ZM254 96V95H253ZM264 96V95H263ZM105 97V96H104ZM234 97L235 96H233V99H234ZM252 97V96H251ZM254 97H257V95H255ZM260 97V96H259ZM2 98H4V97H2ZM45 98V97H44ZM62 98V97H61ZM237 98V97H236ZM244 99H245V97H243ZM5 99H6V97H5ZM60 99V98H59ZM154 99V98H153ZM238 99L240 100V98H239V96H238ZM242 100V103H243V101H245V100ZM256 99V98H255ZM1 100V99H0ZM44 99H42V101L41 102H47L46 100H44ZM63 100H64V97H63ZM100 100V99H99ZM142 100V99H141ZM140 100V101H141ZM146 100V99H145ZM229 100V99H228ZM239 100H237L236 99V101H239ZM259 100H261V98H259ZM3 101H5V100H3ZM7 101V100H6ZM8 101H10V99L8 100ZM67 101H68V99H67ZM74 101V102H73ZM154 101V100H153ZM163 101V100H162ZM221 101V100H220ZM232 101V100H231ZM1 102V101H0ZM98 102V101H97ZM96 102V103H97ZM130 102V101H129ZM160 102V101H159ZM167 102H168V100H167ZM247 102V101H246ZM245 102V103H246ZM260 102V101H259ZM2 103V102H1ZM7 103V102H6ZM25 103V104H24ZM166 103V102H165ZM241 103V104H242ZM9 104V103H8ZM47 104V103H46ZM61 104H63V103H61ZM98 104H99V102H98ZM100 104V105H101ZM125 104V103H124ZM162 104H163V102H162ZM232 104H235V103H232ZM237 105H239V103H236ZM235 104V105H236ZM244 104V103H243ZM263 104V103H262ZM4 105L6 106L7 104H5L4 103ZM40 105V106H39ZM92 105V104H91ZM90 105V106H91ZM134 105V104H133ZM161 105V104H160ZM160 105H157V106H160ZM236 105V106H237ZM247 105H250V104H247ZM246 105V106H247ZM1 107V109L4 107V106H2V104L0 105ZM10 106V105H9ZM29 106H31L32 107V109H31V111L32 112H30V107ZM58 106V107H57ZM241 106V105H240ZM243 106V105H242ZM245 106V107H246ZM251 106H253V105H251ZM250 106V107H251ZM256 106V105H255ZM34 107V108H33ZM35 107H37V108H35ZM41 107V108H42ZM128 107V106H127ZM130 107V106H129ZM145 107H143L142 108V111H143V109H144V111H145ZM154 107H155V105H154ZM232 107V106H231ZM230 107V108H231ZM238 107V106H237ZM236 107V108H237ZM248 107V106H247ZM5 108V107H4ZM3 108V110L4 111H7V110H5ZM9 108L10 107H7V109H8V112H9ZM57 108L60 110V112H61V115L63 116V113L66 115H68L69 117L68 118H70L69 119V122L67 123V121L64 123V122H60V121H58V120H60V112H59V110L57 111ZM100 108V107H99ZM153 108V107H152ZM152 108H149V109H146L147 111L148 110H150L151 111V109ZM233 108H234V106H233ZM243 108L244 107H240L239 108V110L240 109H242L243 110ZM252 108H254V107H252ZM38 109V112L40 111ZM154 109V108H153ZM156 109H157V107H156ZM226 109H228V108H226ZM247 109H250L249 107L247 108ZM11 110H13V108H10V112H12ZM103 110V109H102ZM236 110V109H235ZM4 111H1L0 112V114L1 113H3L2 114V116L4 117ZM149 111V112H150ZM156 111V110H155ZM155 111H153V112H155ZM226 111H228V110H226ZM231 112H232V109L230 110ZM244 111H246L245 110V108H244ZM249 110H247L246 112H248ZM13 112H14V110H13ZM16 112V111H15ZM14 112V113H15ZM17 112V113H18ZM29 112V113H28ZM41 112V111H40ZM152 112V111H151ZM231 112H228V113H231ZM234 112V111H233ZM233 112H232V115L234 116V114H233ZM237 112H238V109H237ZM236 112V113H237ZM16 113V114H17ZM148 113V112H147ZM222 113V112H221ZM227 113V114H228ZM245 113V112H244ZM10 114H13L12 116H14V117H12V119H11V117L9 116ZM35 114V113H34ZM59 114V115H58ZM226 114V113H225ZM239 114H240V112H239ZM250 114V113H249ZM248 114V115H249ZM253 114V113H252ZM252 114H250L251 116H252ZM5 115H7V112H6V114ZM33 115V114H32ZM40 115V114H39ZM143 115V114H142ZM149 115V114H148ZM245 115V114H244ZM249 115V116H250ZM2 116H0V118L2 117ZM144 116V115H143ZM155 116L156 115H153V117L155 118ZM169 116V115H168ZM236 116H237V114H236ZM10 117V118H9ZM137 117V116H136ZM151 116H148L147 118H150ZM153 117H151V118H153ZM160 117V116H159ZM165 117V116H164ZM239 117V116H238ZM243 117V116H242ZM248 117V116H247ZM6 118V119H7ZM63 118V117H62ZM61 118V119H62ZM66 118V117H65ZM74 118V119H73ZM77 118V117H76ZM78 118H79V116H78ZM82 118V117H81ZM80 118V119H81ZM150 118V119H151ZM11 119V120H10ZM16 119V120H17ZM79 119V120H80ZM145 119H146V117H145ZM160 119H162L161 117H160ZM165 119V118H164ZM241 119V118H240ZM243 119V118H242ZM3 120V119H2ZM1 119H0V121H1V123L2 124H4L3 122H5L4 120L2 121ZM13 120H15V119H13ZM15 120V121H16ZM167 120V119H166ZM219 120V119H218ZM246 120H251V119H246ZM245 120V121H246ZM22 121L23 122H26V123H22ZM81 121H82V119H81ZM85 120H83V122H84ZM151 121V120H150ZM150 121H148V122H150ZM165 121V120H164ZM231 121V120H230ZM241 121V120H240ZM252 121V120H251ZM18 122H20V123H22V124H20V123H18ZM82 122V123H83ZM136 122V121H135ZM144 122V121H143ZM142 122V123H143ZM146 122H147V120L145 121V124H146ZM147 122V123H148ZM222 122H224V120L222 121ZM235 122V121H234ZM38 123V122H37ZM81 123V124H82ZM93 123V122H92ZM106 123V122H105ZM118 123V122H117ZM141 123V122H140ZM227 123V122H226ZM250 123L252 124V122H249V124H247L248 126L250 125ZM1 124V125H2ZM27 125V126H25V125ZM67 124V125H66ZM73 124V123H72ZM100 124V123H99ZM144 124V123H143ZM142 124V125H143ZM214 124V123H213ZM8 125V124H7ZM40 125V124H39ZM80 125V124H79ZM78 125V126H79ZM83 125V124H82ZM91 125V124H90ZM105 125V124H104ZM220 125H222V124H220ZM240 125V124H239ZM244 125L246 126V124L244 123ZM255 125V124H254ZM24 126L26 127V128H28L27 130L28 131H26V132H24ZM76 125H74V127H75ZM101 126V125H100ZM115 126V125H114ZM145 126V125H144ZM203 126V125H202ZM223 126V125H222ZM232 126V125H231ZM247 126V127H248ZM251 126V125H250ZM1 127V126H0ZM4 127H6L5 125H4ZM239 127V126H238ZM241 127V126H240ZM239 127V128H240ZM70 128V129H69ZM77 128V127H76ZM119 128V127H118ZM2 129H4V128H2ZM16 129H19V130H21V129H23V131L21 130V131H19L18 130V133L20 134V136H18V133H17V130ZM73 129V128H72ZM137 130L139 129V128H136ZM233 129V128H232ZM1 130V129H0ZM16 130V132H14ZM74 130V129H73ZM104 130V129H103ZM113 130V129H112ZM137 130H136V132H137ZM45 131V130H44ZM95 131V130H94ZM21 132H24L25 134V136H23V133L21 134ZM46 132H43V133H46ZM88 132V131H87ZM100 132H101V130H100ZM228 132V131H227ZM14 133H17L16 135H14ZM37 134V133H36ZM42 134V133H41ZM40 134V135H41ZM47 134H45L46 135V137H47ZM72 134V133H71ZM84 134H85V132H84ZM105 134V133H104ZM111 134V133H110ZM137 134V133H136ZM211 134V133H210ZM5 135H7V134H5ZM54 135V136H53ZM67 135V134H66ZM82 135V134H81ZM91 135V134H90ZM120 135V134H119ZM123 135V134H122ZM135 135V134H134ZM212 135V134H211ZM75 136V135H74ZM83 136V135H82ZM82 136H79V137H81L80 139H82V140H86L85 138H84V136H83V138H82ZM94 136V135H93ZM98 136V135H97ZM102 136V135H101ZM184 136V135H183ZM43 137V136H42ZM86 137V136H85ZM87 137V138H88ZM107 137V136H106ZM117 137V136H116ZM122 137V136H121ZM137 137V136H136ZM70 138V137H69ZM74 138V137H73ZM100 137L98 136V139H99ZM105 138V137H104ZM103 138V139H104ZM130 138V137H129ZM138 138V137H137ZM137 138H136V141H137ZM3 139H1L2 141H3ZM0 140V141H1ZM42 140V141H43ZM72 140V139H71ZM95 140V139H94ZM109 140V139H108ZM107 140V141H108ZM116 140H118V139H116ZM131 140H132V138H131ZM123 141V140H122ZM9 142V141H8ZM78 142H77V144H78ZM134 140H132V145L131 146H133L134 145ZM36 143L37 144H39L40 143V146H36ZM67 143V142H66ZM42 144V145H41ZM82 144H83V142H82ZM129 145H130V143H128ZM206 144V143H205ZM79 145H77V146H79ZM86 146H88V145H86ZM126 147V146H125ZM209 147V146H208ZM48 148H50V151L48 152ZM128 148V147H127ZM126 148V149H127ZM131 147H129L128 149L129 150H131L130 149ZM260 148V147H259ZM62 149V148H61ZM61 149H59V150H61ZM125 149V148H124ZM120 150V149H119ZM63 152H64V150H62ZM62 151H60V152H62ZM74 151V150H73ZM87 151V150H86ZM118 151V150H117ZM124 151V150H123ZM58 152V151H57ZM56 152V153H57ZM84 152V153H83ZM122 152V151H121ZM129 152V151H128ZM70 153H72V152H70ZM74 153H75V151H74ZM130 153V152H129ZM58 154H59V152H58ZM65 154V153H64ZM62 155V154H61ZM126 155V154H125ZM69 156V155H68ZM148 156V155H147ZM163 156L164 155H159V154H152L151 156H148V158L147 157H145L146 159H145V161H146V165H144V162H143V165L147 168H151V167H154V164L159 160V159H162L163 158ZM50 157H52V156H50ZM88 157H87V159H88ZM110 157L112 158L110 161H109V159H110ZM127 157V156H126ZM141 157V156H140ZM166 157V156H165ZM164 157V158H165ZM120 158V157H119ZM118 158V159H119ZM164 158H163V160H164ZM93 159V160H94ZM141 159H142V157H141ZM171 159V158H170ZM115 160V159H114ZM106 161H109V162H107L106 163ZM118 161V160H117ZM140 161V160H139ZM160 161V160H159ZM158 161V162H159ZM84 162V161H83ZM95 162V161H94ZM141 162V161H140ZM158 162H157V164L156 165H158ZM163 162V161H162ZM110 163V164H109ZM114 163V162H113ZM189 163V162H188ZM48 164V165H47ZM142 164V163H141ZM142 165V166H143ZM141 166V167H142ZM165 166V165H164ZM177 166V165H176ZM175 166V167H176ZM144 167V168H145ZM166 167V166H165ZM96 168H97V166H96ZM124 168V167H123ZM147 168V169H148ZM155 168V167H154ZM76 169V168H75ZM91 169V168H90ZM95 169V168H94ZM99 169V168H98ZM92 170V169H91ZM97 170V169H96ZM96 170H94V175L97 173H95V171ZM206 170V169H205ZM42 171H44L43 173H42ZM98 171V170H97ZM150 171V170H149ZM164 171V170H163ZM169 171V170H168ZM89 172V171H88ZM102 172H103V170H102ZM145 172V171H144ZM153 172V171H152ZM151 172V173H152ZM75 173V172H74ZM73 173V174H74ZM93 173V172H92ZM125 173H127V171L126 172H124V174ZM208 173V172H207ZM70 174H71V172H70ZM70 174H68V175H70ZM76 174H78V173H76ZM76 174L73 176V175H71V179H68L69 181L71 180L72 181V179H75L76 177ZM87 174V173H86ZM91 174V173H90ZM98 174V173H97ZM102 174H105V172L104 173H102ZM109 174V173H108ZM112 174V173H111ZM80 175H82V174H80ZM107 175V174H106ZM156 175V174H155ZM164 175V174H163ZM72 176H73V178H72ZM79 176V175H78ZM85 176V175H84ZM96 176H99V174L98 175H96ZM105 176V175H104ZM120 176V175H119ZM123 176V175H122ZM122 176L120 177V178H122ZM157 176V175H156ZM161 176V175H160ZM75 177V178H74ZM80 177V176H79ZM91 177H92V175H91ZM101 177H103V176H101ZM107 177V176H106ZM78 178V177H77ZM99 178V177H98ZM119 178V177H118ZM118 178H117V180H118ZM154 178H156L155 176H154ZM102 179V178H101ZM105 179V178H104ZM103 179V180H104ZM108 179V177L105 179L106 180V182L108 181L107 180ZM111 180V179H110ZM109 180V181H110ZM115 180V179H114ZM114 180H111V181H113L115 184H116V182L117 181H114ZM121 180V179H120ZM168 180V179H167ZM70 181V182H71ZM122 181V180H121ZM163 181V180H162ZM170 181V180H169ZM86 182V181H85ZM95 182V181H94ZM159 182V181H158ZM87 183V182H86ZM123 183H125V180L123 181ZM128 183V182H127ZM137 183V182H136ZM68 184V183H67ZM74 184V183H73ZM120 184H121V182H120ZM120 184H119V182H118V185L120 186ZM130 184V183H129ZM219 184V183H218ZM102 185V186H101ZM59 186V185H58ZM69 186V185H68ZM67 186V187H68ZM77 186V185H76ZM75 186V184L74 185H72V186H70V187H73V191H74V189L75 188H77ZM81 186V185H80ZM236 186V185H235ZM99 187H101V188H99ZM104 187V188H105ZM121 187V186H120ZM176 187V186H175ZM69 188V187H68ZM68 188H66V189H68ZM97 188V187H96ZM123 188H124V186H123ZM146 188V187H145ZM241 188H243V187H241ZM51 189V188H50ZM78 189V188H77ZM76 189V190H77ZM120 189V188H119ZM122 189V188H121ZM190 189V188H189ZM246 189V188H245ZM4 190H5V188H4ZM55 190V189H54ZM57 190H58V188H57ZM61 190H64L65 191V189L63 188H61ZM61 190H60V193H63V192H61ZM71 190V189H70ZM87 190V189H86ZM111 190H113V191H111ZM128 190V189H127ZM164 190V189H163ZM178 190V189H177ZM194 190V189H193ZM230 190V189H229ZM247 190V189H246ZM254 190V189H253ZM116 191H118V188H117V190ZM124 192H125V190H123ZM123 191H122V193H123ZM129 191H130V189H129ZM146 191V190H145ZM145 191H144V194H145ZM180 191V190H179ZM190 191V190H189ZM202 191V190H201ZM238 191V190H237ZM143 192V191H142ZM187 192V191H186ZM192 192V191H191ZM233 192V191H232ZM71 194H72V192H70ZM75 193V192H74ZM80 193V194H81ZM128 193V192H127ZM147 193V192H146ZM190 193V192H189ZM196 193V192H195ZM198 193V192H197ZM200 193V192H199ZM236 193V192H235ZM70 194V195H71ZM77 194V193H76ZM124 194V193H123ZM126 194V193H125ZM188 194V193H187ZM240 194V193H239ZM0 195H2V194H0ZM24 195V196H25ZM73 195V194H72ZM81 195H83V194H81ZM97 195V196H96ZM115 196L117 195V192H116V194H114ZM132 195V194H131ZM232 195V194H231ZM237 195V194H236ZM245 195V194H244ZM246 195H247V192H246ZM65 196V195H64ZM63 196V197H64ZM75 196V195H74ZM77 196V195H76ZM123 197H124V195H122ZM135 196H137V195H135ZM192 196V195H191ZM190 196V197H191ZM235 196V195H234ZM248 196H250L251 197V195H248ZM23 197V196H22ZM68 197L69 196H67L66 198H67V202H68ZM72 197V196H71ZM80 196H78V198H79ZM82 197V196H81ZM131 197V196H130ZM144 198H146L145 196H143ZM237 197V196H236ZM243 197V196H242ZM25 198V197H24ZM84 198V197H83ZM87 199H88V196L86 197ZM85 198V199H86ZM112 198H113V196H112ZM121 198V197H120ZM128 198V197H127ZM132 198V197H131ZM240 198H241V196H240ZM239 198V199H240ZM61 199H62V197H61ZM79 199V200H80ZM84 199V200H85ZM116 199H119V198H116ZM115 199V200H116ZM123 199V198H122ZM186 199V198H185ZM193 199V198H192ZM231 199V198H230ZM238 199V198H237ZM244 199V198H243ZM248 199V198H247ZM75 200V199H74ZM78 200V199H77ZM134 200V198L130 201V203L132 204V201ZM138 200V199H137ZM143 200V199H142ZM148 200V198H146V200H143V201H147ZM184 200V199H183ZM246 200V199H245ZM250 200V199H249ZM252 200V199H251ZM18 201V200H17ZM16 201V202H17ZM56 201H57V199H56ZM72 201V200H71ZM71 201H69V203L70 204H72V202ZM122 201V200H121ZM247 201V200H246ZM257 201V200H256ZM58 202V204H60L61 206H63L64 205V203H62L63 202V200H62V202H60V199H59V201H57ZM60 202V203H59ZM65 202V201H64ZM123 202H124V199H123ZM122 202V203H123ZM242 202V201H241ZM54 203V206L52 205ZM66 203V202H65ZM121 204V202H119V200L117 201V203H115V204ZM144 203V202H143ZM15 204V203H14ZM63 204V205H62ZM114 204V203H113ZM125 204V203H124ZM124 204H122L121 206H123ZM233 204V203H232ZM236 204V203H235ZM60 205H58V207L60 206ZM126 205H128L129 207H132V206H130L129 205V202H128V204L126 203ZM134 205V204H133ZM135 205H136V203H135ZM139 205H141L140 203H139ZM244 205H246V204H244ZM23 206V205H22ZM28 206V205H27ZM27 206H26V208H27ZM112 206V207H111ZM121 206L119 205L118 207H117V209H122L121 208ZM127 206V207H128ZM137 206V205H136ZM228 206H229V204H228ZM6 208H7V205L5 206ZM5 207H2V208H4L5 209V211L7 210ZM74 208V209H72V208ZM124 207V206H123ZM126 207V208H127ZM128 207V208H129ZM134 207V206H133ZM165 207V206H164ZM244 207V206H243ZM250 207V206H249ZM1 208V207H0ZM10 208V207H9ZM64 208V209H65ZM183 208V207H182ZM197 208V207H196ZM204 208V207H203ZM234 208V207H233ZM117 209H115L116 211H117ZM125 209V207L122 209V211H125L124 210ZM131 209V208H130ZM133 209V208H132ZM195 209V208H194ZM240 209V208H239ZM257 209V208H256ZM0 210H2V209H0ZM17 210V209H16ZM27 210V209H26ZM29 210V211H30ZM112 211L111 213L109 212V211ZM127 210H129V209H127ZM18 211V210H17ZM116 211H115V213H116ZM149 210H147V212H148ZM152 210H150L149 212H151ZM160 211V210H159ZM162 211V210H161ZM239 211V210H238ZM245 211V210H244ZM126 212V211H125ZM124 212V213H125ZM127 212H129V211H127ZM146 212V211H145ZM158 212V211H157ZM211 212V211H210ZM253 212V211H252ZM15 213V212H14ZM109 213V214H108ZM166 213V212H165ZM196 213V212H195ZM223 213V212H222ZM3 213L1 212V215H2ZM120 214V213H119ZM155 214L156 213H154V214H152V215H154V216H152V217H154V218H160L161 219V217H162V214H164V213H157L156 215L158 216H155ZM210 214V213H209ZM230 213H228V215H229ZM260 214V213H259ZM16 215V214H15ZM122 215V214H121ZM143 214H141V216H142ZM160 215H161V217H160ZM194 215V214H193ZM197 215V214H196ZM213 215V214H212ZM97 216H100V218H101V216L103 217L101 220V222H98V223H101L100 225L96 222V219H95V217H97ZM119 216V215H118ZM140 216V214L138 215V217ZM144 217H145V215H143ZM151 215H149V217H150ZM164 216L165 215H163V218H164ZM195 216V215H194ZM227 216V215H226ZM231 216V215H230ZM230 216H227V222H228V218L230 217ZM252 216V215H251ZM120 217V216H119ZM132 217V216H131ZM133 217H135V216H133ZM130 218V219H128V217L126 216V218H123L122 217V220L123 219H125V221H126V223H127V219L128 220H136L135 218ZM147 217V216H146ZM148 217V219L149 220H151L150 218ZM166 217V216H165ZM170 217V216H169ZM169 217H168V220H165V219H161V220H165V221H161V222H164V223H170L171 224V220L170 219H172L171 217H170V219H169ZM204 217V216H203ZM206 217H208V216H206ZM214 217V216H213ZM215 217H216V215H215ZM232 217V216H231ZM237 217V216H236ZM256 217H257V215H256ZM261 217V216H260ZM2 218H4V216L2 217ZM6 218V217H5ZM77 218V219H76ZM95 219V223L93 224V225H91L89 222H90V220L91 219ZM99 218V217H98ZM137 218V217H136ZM140 218V217H139ZM138 218V219H139ZM154 218H152V221H153V219ZM159 218H158V223L160 224V225H158V224H155L154 226H156V228H157V226H159V227H161L162 226V224H164V223H161V222H159ZM167 218V217H166ZM247 218V217H246ZM251 218V217H250ZM255 218V217H254ZM263 218V217H262ZM7 219V218H6ZM12 219V218H11ZM76 219V220H75ZM92 219V220H93ZM137 219V220H138ZM148 219H146V221L148 220ZM199 219V218H198ZM203 219V221H204V218H201V220ZM207 218H205V220H206ZM211 220H214L215 218H210ZM216 219H219L218 217L216 218ZM221 219V218H220ZM226 219H225V221H226ZM234 219V218H233ZM233 219H232V221H233ZM248 219V218H247ZM260 219V218H259ZM0 220H2L1 218H0ZM100 220V219H99ZM112 220V221H113ZM122 220H120L119 219V221L121 222V224H122ZM142 220V219H141ZM140 220V222H142ZM145 220V218H143V221ZM170 220V221H169ZM179 220V219H178ZM195 220V219H194ZM193 220V218H192V221H191V219H190V221L191 222H193L194 221ZM209 220V219H208ZM210 220V221H211ZM223 220H224V218H223ZM256 220V219H255ZM134 221H133V223H134ZM152 221H149V223L150 222H152ZM155 221V223H156V220H154ZM168 221V222H167ZM185 221H186V219H185ZM203 221H199V225H200V223L201 224H203ZM207 221V220H206ZM217 221H219V220H217ZM222 221V220H221ZM225 221H223V222H225ZM230 221V220H229ZM240 221V220H239ZM245 221V220H244ZM262 221H263V219H262ZM5 222V223H4ZM129 222V221H128ZM139 222V221H138ZM140 222H139V224H136V225H140ZM191 222H189V224H191ZM194 222H196V221H194ZM194 222L192 223L193 225H194ZM205 222V221H204ZM207 222H209V221H207ZM249 222V221H248ZM259 222H261V221H259ZM97 223V224H96ZM113 223V222H112ZM115 223H117V222H115ZM114 223V224H115ZM130 223H132V222H130ZM146 223V222H145ZM148 223V222H147ZM215 223V222H214ZM234 223H236V222H234ZM240 223H241V221H240ZM243 223V222H242ZM247 223V222H246ZM254 223V222H253ZM264 222H262V224H263ZM98 225V226H96V225ZM120 223H118V224H115L114 226L112 225V226H110L111 227V229H113V231H116V233L118 234V232H121L122 230H124V231H122V232H125V225H127V224H125L124 225V223H123V225H119ZM143 223H141V225H142ZM153 224V223H152ZM170 224H164V226H162V227H164L165 228V225H166V227H167V225H170ZM173 224V223H172ZM192 224H191V226H192ZM209 224H210V222H209ZM209 224L207 223V225L209 226ZM213 224V223H212ZM217 224H219V223H217ZM226 224V223H225ZM231 224V226L233 227V225H232V223H230ZM250 224V223H249ZM131 225H133V224H131ZM130 225V226H131ZM135 225V226H136ZM147 225V224H146ZM184 225V224H183ZM199 225H198V229L202 226H200L199 227ZM206 224H204V227H206L205 226ZM252 225V224H251ZM123 226V227H122ZM171 226V225H170ZM187 226H189V225H187ZM226 226H230V225H227L226 224ZM225 226V228H227V229H225V230H229L228 229V227H226ZM240 226H242V225H240ZM255 226H257V227H255ZM262 226V227H261ZM261 226H259V223L257 224L256 223V225H254V227H255V229L254 230H252V228L250 227V225H249V227L251 228V232L248 230L249 229V227L247 226L245 229H247L248 230V232L246 231V232H242V231H240L241 233H243L244 235H240V237H239V235H237V234H239L237 231H235V232H237V234L233 231V233H232V235L235 233L237 236H235V234H234V236H235V240H234V246L236 247V245H237V247L236 248H232V247H229V248H232L234 251H236V253H237V256H235V257H237L238 258V262H236L237 264H254V263H252V261L249 263V261L252 259V258H248V256L249 255H247V253H246V251L248 250H251L252 252H260V251H262L263 249H264V227H263V225H261ZM109 227V228H110ZM122 229H121V228ZM134 227V226H133ZM147 227H148V230H149V227H150V225L148 226L147 225ZM158 227V228H159ZM186 227V226H185ZM195 227V226H194ZM194 227H191V228H193V229H195ZM203 227V226H202ZM214 227H215V225H214ZM212 228V229H210L209 230V228L208 229H206V231H208V233L210 232V231H214V229H217V228ZM239 227V226H238ZM253 227V228H254ZM259 227V228H258ZM261 227V228H260ZM124 228V229H123ZM128 228L130 229V227L128 226ZM135 228V227H134ZM134 228H132V229H134ZM145 228H146V226H145ZM155 228V227H154ZM153 228V229H154ZM156 228L154 229V232H153V230H152V228L148 231V230H146V229H144L143 228V232H144V230H146L145 232V234H146V237H144V239L146 238L147 240H149L147 237V235L149 234L150 235V233H148L147 234V231L148 232H151L152 231V236H153V234L155 233L156 234V231L158 230L159 231V229H157L156 230ZM164 228H162L164 231H165V229ZM168 228V227H167ZM210 228H211V225H210ZM230 228V227H229ZM257 228V229H256ZM110 229V230H111ZM193 229L192 230H190V227H189V232H191L192 233V231H193ZM197 229V228H196ZM196 229L194 230V232L192 233V234H194V236H195V231H196ZM198 229H197V232H199L198 231ZM200 229H202V228H200ZM199 229V230H200ZM205 229V228H204ZM242 230H243V228H241ZM128 230V229H127ZM138 230V229H137ZM142 230V229H141ZM156 230V231H155ZM160 230H161V228H160ZM171 230V229H170ZM173 230V229H172ZM185 230V228H183V231ZM223 230V229H222ZM221 229H217V230H215V233L217 232H219L218 234L216 233L215 235H213L212 234V236L214 237V236H219L220 235V232L222 231ZM225 230H223V231H225ZM232 230H234V228L232 229ZM107 231V230H106ZM128 231H130V230H128ZM127 231V232H128ZM132 231V230H131ZM139 231V230H138ZM163 231V232H164ZM178 231V230H177ZM187 231H188V229H187ZM203 232L204 230H200V232ZM212 231V232H213ZM238 231H239V228H238ZM245 231V230H244ZM135 232H137V231H135ZM142 232V231H141ZM143 232H142V234H143ZM160 233H162L161 231H159ZM169 232V231H168ZM185 232H186V230H185ZM189 232H187L188 234H190ZM201 232V233H202ZM211 232V233H212ZM5 233V232H4ZM131 233V232H130ZM158 233V232H157ZM167 233V230H166V232H165V234ZM200 233V234H201ZM207 233V236L206 237H208V236H210L209 234H211V233H209L208 234ZM222 234L224 233V232H221ZM230 233V234H231ZM14 234H13V237H16V236H14ZM18 234V233H17ZM18 234V235H19ZM122 234V233H121ZM120 233L118 234L119 236L121 235ZM154 234V235H155ZM159 234V233H158ZM163 234V233H162ZM187 234V235H188ZM199 234V233H198ZM200 234H199V236H200ZM205 234V233H204ZM222 234L220 235V236H222ZM3 235V234H2ZM6 235V236H7ZM24 235H23V237H24ZM108 235V234H107ZM113 235V234H112ZM115 235V234H114ZM113 235V236H114ZM117 235V236H118ZM126 235H127V233H126ZM126 235H124L123 234V236H126ZM130 235V234H129ZM138 235V234H137ZM137 235H135V236H137ZM140 235V237L139 238H142V235L141 234H139ZM138 235V236H139ZM187 235H184L183 234V239H184V236H187ZM197 235V234H196ZM231 235V236H232ZM5 236V237H6ZM22 236V235H21ZM25 236V237H26ZM47 236H50L48 239H47ZM123 236H121V237H123ZM130 236H132V235H130ZM134 236V235H133ZM137 236V237H138ZM156 236V235H155ZM166 236V235H165ZM172 236V235H171ZM181 236H182V234H181ZM180 234L178 235V237L177 238H179L178 239V241H181L180 239ZM189 236H191V235H189ZM189 236H187V237H189ZM198 236V235H197ZM197 236L196 237H191L190 239H189V242L187 241V237H186V241L188 242V244H189V246H190V243H191V240H195L196 242H199V241H197L195 238H197ZM212 236H210V238L212 237ZM226 236V235H225ZM230 235H228V233H227V237L229 238V237H231ZM2 237V236H1ZM0 237V238H1ZM90 237V236H89ZM128 237V240H130V238H129V236H126V237H123V239L124 240H126V238ZM136 237V238H137ZM150 237H151V235H150ZM154 237V236H153ZM157 237V236H156ZM155 237V238H156ZM173 237H175L174 235H173ZM200 237H205V235L204 236H200ZM236 237H237V240H236ZM7 238V237H6ZM10 238H12V237H10ZM28 238H26V240L28 239ZM165 238V237H164ZM166 238H168V237H166ZM169 238H170V236H169ZM177 238H175V239H177ZM202 238H201V241H202ZM209 238V239H210ZM215 238V240L218 242V238L216 239V237H214ZM214 238L212 239L213 241H209V240H207L209 243L211 242H215L214 241ZM226 238V237H225ZM225 238H223V239H225ZM234 238V237H233ZM3 239H4V235H3ZM13 239V238H12ZM17 239V238H16ZM21 239V238H20ZM122 239V240H123ZM135 239V238H134ZM158 239V238H157ZM159 239H161V238H159ZM171 239V238H170ZM173 239V238H172ZM174 239V240H175ZM182 239V241H184ZM204 239V238H203ZM222 239V238H221ZM222 239V240H223ZM230 239H232V237L230 238ZM10 240V239H9ZM8 240V241H9ZM108 240V239H107ZM131 240H132V238H131ZM130 240V241H131ZM140 240V239H139ZM151 240H152V237H151ZM162 240V239H161ZM161 240H159V241H161ZM198 240H200V238H198ZM19 241V240H18ZM24 241V240H23ZM38 241V240H37ZM36 241V242H37ZM50 241L52 242V240L50 239ZM85 241V240H84ZM127 241V240H126ZM141 241H143V240H141ZM146 241V240H145ZM163 241V240H162ZM177 241V240H176ZM175 241V242H176ZM177 241V243H175V245H177L178 246V244H179V242ZM182 241H181V243H182ZM192 241V242H193ZM194 241V242H195ZM200 241V243H202ZM224 242H228L229 241V239H228V241L227 240H223ZM222 241V242H223ZM235 241H237V243L235 242ZM7 242V241H6ZM6 242H5V245H6ZM12 242V241H11ZM34 242V241H33ZM39 242V241H38ZM42 242V241H41ZM48 242L49 241H47L46 243H47V245H50V244H48ZM51 242H49V243H51ZM107 242V241H106ZM114 242H115V240H114ZM149 242H151L150 240H149ZM152 242H153V240H152ZM157 242V241H156ZM171 242V241H170ZM174 242V241H173ZM193 242V243H194ZM221 242V241H220ZM219 242V243H220ZM221 242V243H222ZM20 243H22V242H20ZM31 243H32V241H31ZM35 243V242H34ZM33 243V244H34ZM53 243V242H52ZM51 243V244H52ZM59 243V242H58ZM57 243V244H58ZM82 243V242H81ZM97 243V242H96ZM139 243V242H138ZM163 243H165L166 244V246H165V244H163ZM172 243V242H171ZM185 243V242H184ZM220 243V244H221ZM225 243V245L224 246H226L227 244H228V246H230L231 244L230 243H232V241L231 242H228L227 244ZM235 243H236V245H235ZM11 244V243H10ZM56 244V245H57ZM70 244V245H71ZM82 244H84V243H82ZM104 244V243H103ZM111 244V243H110ZM142 244V243H141ZM145 244V243H144ZM183 244V243H182ZM207 244V243H206ZM215 244V243H214ZM224 244V243H223ZM8 245H9V242H8ZM8 245H6V246H8ZM13 245V244H12ZM34 245H36V244H34ZM34 245H32V246H34ZM80 245V244H79ZM78 245V246H79ZM139 245V244H138ZM154 245H157V246H155V248L157 249V250H159L161 247H162V245L163 246H165V248L167 247V245H169V242H168V239L167 240H165L164 242H162L161 244H159V242L157 243V244H154ZM184 246H185V244H183ZM183 245L181 246V245H179L178 247H181V251H182V247H183ZM195 245V244H194ZM211 245V244H210ZM30 246V245H29ZM39 246V245H38ZM41 246H43V243H42V245ZM55 246V245H54ZM54 246H52V248L54 247ZM107 246V245H106ZM109 246V245H108ZM120 246V248H121V246H123L124 247V244H120L119 245ZM131 246V245H130ZM140 246V245H139ZM138 246V247H139ZM172 246V251H173V253H174V251L175 250H179V248H177L176 246H175V248L176 249H174L173 247V245H171ZM189 246H185V248L186 249H188V248H191V247H189ZM198 246V245H197ZM199 246H201V245H199ZM209 246V245H208ZM207 246V247H208ZM212 246V248L214 247L213 245H211ZM211 246H209V247H211ZM216 246V245H215ZM233 246V245H232ZM0 247H1V245H0ZM4 247V246H3ZM24 247V246H23ZM27 247V246H26ZM44 247H45V245H44ZM43 247V248H44ZM49 247V246H48ZM59 247V246H58ZM61 247V246H60ZM65 247V246H64ZM65 247V248H66ZM72 247V246H71ZM70 247V248H71ZM88 247V246H87ZM92 247V246H91ZM90 246H89V248H91ZM104 247V246H103ZM102 246H101V248L102 249H104ZM160 247V248H159ZM169 247V246H168ZM188 247V248H187ZM196 247V246H195ZM201 247H203V245L201 246ZM206 247V246H205ZM217 247V246H216ZM216 247L215 248H213L214 250H211V251H209L210 249H212V248H209V252L211 253L212 251L214 252L215 250H216ZM219 247V246H218ZM222 247V246H221ZM39 248H41V247H37L36 248V250L37 249H39ZM50 248V247H49ZM56 248V247H55ZM55 248H54V251H55ZM69 248V249H70ZM73 248H74V246H73ZM77 248V247H76ZM117 248V247H116ZM125 248H127L128 249V252L131 250L130 248H128L127 246H125ZM141 248H142V246H141ZM140 248V250H138L139 252L142 250ZM147 248V247H146ZM146 248H144V249H146ZM153 248H154V246H153ZM154 248V249H155ZM171 248V247H170ZM170 248H166V249H170ZM193 248V247H192ZM197 248V247H196ZM220 248V247H219ZM223 248V247H222ZM221 248V253H223V249L224 248H227V246L226 247H224L223 249ZM13 249V248H12ZM35 249V248H34ZM46 249V248H45ZM60 250H61V248H59ZM81 249H85V247H83V248H81ZM80 249V250H81ZM124 249V248H123ZM122 248H121V250H123ZM144 249L142 250V252L144 251ZM151 249V248H150ZM166 249H162V250H165L166 251ZM174 249V250H173ZM218 249V248H217ZM231 249V251L228 249V251H227V249H226V251L229 253V255L228 256H224L225 255V252H224V254H221V256L222 257H225V258H229L231 261L230 262H232V260H233V256H234V254H233V258L232 257H230V252H231V254H232V252L233 253H235L233 250ZM5 250V249H4ZM8 250V249H7ZM31 250V249H30ZM44 250V249H43ZM46 250H48V249H46ZM63 250V249H62ZM73 250V249H72ZM88 250V249H87ZM87 250H85V254H86V252H87ZM91 250H92V248H91ZM95 250V249H94ZM93 250V251H94ZM148 249H146L145 251H147ZM153 250V249H152ZM156 250V251H157ZM161 249L159 250V251H162ZM184 250V249H183ZM195 250V249H194ZM198 250H199V252H200V250L201 249H199L198 248ZM204 250V249H203ZM202 250V251H203ZM225 250V249H224ZM6 251V250H5ZM11 251V250H10ZM16 251H18L19 252V250H16ZM15 251V252H16ZM39 251H40V249H39ZM51 252H52V250H50ZM57 251V250H56ZM59 251V250H58ZM57 251V252H58ZM63 251H65V250H63ZM107 251V250H106ZM133 251V250H132ZM143 252L144 254L146 253V252ZM150 250H148L147 251V255H151V254H148V252H149ZM158 251V252H159ZM164 251V252H165ZM168 251H171V250H168ZM181 251L180 252H178L179 253V255L180 254H182L181 253ZM202 251H201V253H202ZM219 251V250H218ZM230 251V252H229ZM247 251V252H248ZM2 252V251H1ZM14 252V253H15ZM30 252V251H29ZM31 252H33V251H31ZM45 252V251H44ZM47 252V251H46ZM48 252H49V250H48ZM70 252V251H69ZM72 252H74V250L73 251H71L70 253H72ZM77 252H79V251H77ZM81 252H82V250H81ZM80 252V253H81ZM83 252H84V250H83ZM82 252V253H83ZM89 253H87L86 255L88 256L89 254H90V256H91V251H88ZM96 252V251H95ZM123 252V256L125 255L124 253H125V251H122ZM137 252V251H136ZM142 252H140V254L142 253ZM151 252V251H150ZM149 252V253H150ZM155 252V251H154ZM176 252L177 251H175V254H176ZM183 252V254H185L186 252H187V250H186V252L185 251H182ZM188 252H191V250H189ZM195 252H196V250H195ZM212 252V253H213ZM263 252V251H262ZM261 252V253H262ZM12 253V252H11ZM10 252H9V254H11ZM38 253V252H37ZM56 253V252H55ZM59 253H60V251H59ZM58 253V254H59ZM66 253V252H65ZM79 253V254H80ZM92 253H94V252H92ZM107 253V252H106ZM108 253H110L109 251H108ZM111 253H112V251H111ZM116 253H118V256H120L119 255V251H117V252H115V255H116ZM126 253H127V251H126ZM133 253H134V251H133ZM138 253V252H137ZM227 253V254H228ZM260 253V254H261ZM1 254H4V253H1ZM26 254V253H25ZM33 254L35 255V253L33 252ZM41 254V253H40ZM44 254V253H43ZM42 254V255H43ZM46 254V253H45ZM44 254V255H45ZM48 254V253H47ZM50 255H51V253H49ZM57 254V253H56ZM84 254V253H83ZM80 255L81 257H83L84 258V256H86V255ZM95 254V253H94ZM143 254V255H144ZM154 254V253H153ZM156 254H157V252H156ZM161 254H162V256H161ZM167 254H169V252L167 253ZM170 254H172L171 252H170ZM195 254V253H194ZM207 254H209V253H207ZM206 254V255H207ZM257 254V253H256ZM259 254V255H260ZM27 255V254H26ZM38 255V254H37ZM53 255V254H52ZM62 255V254H61ZM73 255V254H72ZM93 255V254H92ZM112 255L114 256V252L112 253ZM111 255V256H112ZM121 255V256H122ZM146 255V254H145ZM155 255V254H154ZM159 255L162 257H160L161 258V260H163V258H165L166 256L165 255H163V252L162 253H158V255H156V256H158L159 257ZM174 255V254H173ZM172 255V256H173ZM219 255V254H218ZM250 255H251V253H250ZM4 256V255H3ZM8 256V255H7ZM7 256L6 257H4V258H7ZM11 256V255H10ZM10 256H8L9 258H12V257H15L16 255H14V256H12V257H10ZM29 256V255H28ZM30 256H31V254H30ZM53 256H55V255H53ZM95 256V257H94ZM121 256L119 257V258H121ZM137 256V255H136ZM165 256V257H164ZM168 256H170V255H168ZM167 256V257H168ZM175 256H177V254L175 255ZM175 256H173V257H175ZM184 256V257H183ZM183 256H179L180 258L182 257V258H184V260H185V257L186 258H188V256L186 255H183ZM193 256V255H192ZM195 256H197V255H195ZM217 256V255H216ZM254 256H257V255H254ZM261 256V258H262V255H260ZM264 256V255H263ZM0 257H1V255H0ZM16 257H18V256H16ZM35 257H37V256H35ZM40 257V256H39ZM78 257H79V255H78ZM77 257V259H79ZM108 257V256H107ZM107 257L106 256H101V254L98 252L97 253V255L95 254V255H93V259L91 260V258H92V256H91V258L89 257V258H86V259H83V260H87L88 261V264H108V263H110V261L107 259ZM116 257V256H115ZM148 257V256H147ZM157 257V258H158ZM171 257V256H170ZM170 257H168V261H170V259H173V258H170ZM178 257V256H177ZM199 257V256H198ZM204 257H206L205 258V260L207 259V257L208 256H204ZM204 257H203V259H204ZM210 257V256H209ZM219 257H220V255H219ZM221 257V258H222ZM258 257V256H257ZM2 258V257H1ZM4 258H2V260H0V264H8L7 263V260H3ZM9 258H7V259H9ZM26 258H27V256H26ZM33 258V257H32ZM31 258V259H32ZM125 258V257H124ZM124 258L122 257V259H123V262L124 263H122V264H133L132 262H130V261H128V259L127 260H124ZM127 258V257H126ZM130 258V257H129ZM136 258V257H135ZM137 258H139V255L137 256ZM153 258V257H152ZM155 258V257H154ZM179 258V259H180ZM181 258V259H182ZM232 258V259H231ZM29 259V258H28ZM43 259V258H42ZM56 259V258H55ZM115 259H117V257L115 258ZM130 259H132V258H130ZM167 259V258H166ZM175 259H178V258H175ZM175 259H173V260H175ZM208 259H210V258H208ZM212 260H216V258H211ZM210 259V260H211ZM234 259H236V258H234ZM248 259H250V260H248ZM263 259V262H261V260H260V263L261 264H264V258H262ZM9 260H11V259H9ZM17 260H20V259H16V261ZM41 260V259H40ZM44 260H45V258H44ZM43 260V261H44ZM47 260V259H46ZM45 260V261H46ZM52 260H53V258H52ZM140 260V259H139ZM155 260V259H154ZM158 261H159V263H156L155 261H153L154 263H156V264H161L160 262H162V261H160L159 260V258L157 259ZM156 260V261H157ZM183 260V259H182ZM219 260H220V258H219ZM223 260V259H222ZM221 260V261H222ZM225 261H227L226 259H224ZM252 260H254V259H252ZM257 260V259H256ZM255 260V261H256ZM16 261H14V264H15V262ZM21 261H22V259H21ZM23 261H25V260H23ZM37 261V260H36ZM44 261V262H45ZM48 261H49V259H48ZM109 261V262H108ZM147 261V260H146ZM148 261H150V260H148ZM157 261V262H158ZM164 261H166L167 262V260H164ZM220 261V262H221ZM259 261V260H258ZM258 261H256L257 263H258ZM10 262L12 263L13 262V260L12 261H9V264H10ZM26 262V261H25ZM50 262V261H49ZM55 262V261H54ZM111 262H113L112 261V259H111ZM116 262V261H115ZM114 262V263H115ZM142 262V261H141ZM141 262H140V264H141ZM144 262V261H143ZM210 262V261H209ZM212 262V261H211ZM254 262V261H253ZM255 262V263H256ZM18 263V262H17ZM16 263V264H17ZM78 263H80V262H78ZM113 263V264H114ZM117 263V262H116ZM115 263V264H116ZM118 263H121V262H118ZM139 263V262H138ZM149 263V262H148ZM152 263V262H151ZM163 263V262H162ZM208 263V262H207ZM214 262H212L211 264H213ZM228 263H229V261H228ZM235 263V264H236ZM259 263V264H260ZM19 264V263H18ZM22 264H24V263H22ZM42 264V263H41ZM49 264V263H48ZM86 264H87V262H86ZM111 264V263H110ZM144 264H147V263H144ZM150 264V263H149ZM153 264V263H152ZM215 264V263H214ZM223 264V263H222Z\"/></svg>",
  "mask_w": 264,
  "mask_h": 264
}]
</instances>
